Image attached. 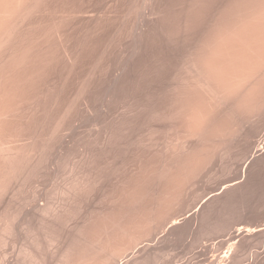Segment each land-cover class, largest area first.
Returning a JSON list of instances; mask_svg holds the SVG:
<instances>
[{
	"label": "bare ground",
	"instance_id": "1",
	"mask_svg": "<svg viewBox=\"0 0 264 264\" xmlns=\"http://www.w3.org/2000/svg\"><path fill=\"white\" fill-rule=\"evenodd\" d=\"M115 1L116 2L114 4L113 11L111 10L112 11L111 15H108V14H110V11L108 13V8H106L107 6L105 7V9L107 10L108 14L105 11H97V10L92 11L91 9L94 6L90 9L89 6L86 5L83 0L81 2L79 1L80 3H77V0H72V1H70V0H0V201H2V203H4L6 200V199L3 200L4 194H7V193L10 194L9 191L11 189V186L13 185L12 183H14L16 181L15 183L18 184L17 182L19 181V179H21L20 177L25 175L27 168L28 169L30 168L29 164H32V163H30V161L32 160L33 157H35L37 155V154H33L36 152V151H34L33 147H35L38 142L37 143L33 142V144H35V145L32 146V149H31L30 148L32 145L31 140H30V138H27L29 136H28V133L26 132V129L27 128H28V130L30 129V127L28 126L27 123H29V125H30L31 124L30 122L32 120L31 119L29 121V119H30L29 116L31 117V114H29V112L32 113L31 111L33 109H35V108L32 109V107H35L36 103L39 104V102H36V100L39 101L38 97L42 94L41 90L43 89L42 88L43 84L46 82V81L44 82V80L47 79L46 78L47 74H49L50 70H52V68H54V66L57 68V72L59 71L58 67H60L61 64L58 67L56 65H58V63H60L59 61L62 57H63L62 60L65 59L66 62L64 61L63 62L64 64H62L61 66L65 65L67 62L70 65L66 64L65 65L66 67L63 66L61 68V70L65 67V68L73 71L74 70L73 67L74 66L76 67V64H79V63H77L79 55L81 57L82 54H85L87 50L89 51L91 49V48L88 49V47H90V38H92V36L94 37L95 35H97V37H99V39L97 41V46L100 49H97V48L96 49L99 50V52L101 50V53L100 54L97 53L100 56L97 59L98 62L94 61V63H98V65L100 66L101 62L104 61V59H105L104 54L106 53V56H107L108 50H110L112 48L114 49L116 46H119L121 44L122 37H128L129 34L133 35L132 39H133V37H135V39H134L135 40V43H134L135 46L132 45L134 47V51H133V47H131V46L130 47L132 48V50H130L131 49L130 48L129 49L130 51H128L129 56H130L131 51H132L131 53H133V54H131V57H130L131 61H128V59L130 60V58H128L127 62L123 63L122 67L120 66L121 67L120 69H119V66L118 67L115 66L114 69L116 70L118 68L119 70H122L121 71L122 73L121 72L117 73L115 75L114 79L111 78V79H113L112 81L108 80V82L111 81L110 82L111 84L109 83L108 91H106V92H108L107 94L116 95L117 94L116 92H118V90L124 91L125 87L131 88L134 86L133 84L136 81L141 80V78L144 79L143 76L146 72V69H144V68H146L145 66H146V62H147V58H148V54H149L148 51L151 50V46H152L151 44H153L152 42L159 40L163 43L166 42L167 44L168 43L171 44L172 42H177L180 39L181 40L183 39L184 41H189V43L187 42L189 44V46H187L188 51L186 50L187 53L181 57L179 65L176 67V70H174L175 72H174V75L172 77L173 80H171V82H170V83H172V85L170 86L168 91L166 90L167 93L165 92L163 94V92H162V94L164 96H161V97H165V99L163 101V104L161 105L162 106L161 109L159 111H154L153 107L151 106L152 110L154 111V113L153 112L151 113V116L157 117V118L159 117L160 118L159 121L161 120L160 123H164V124L166 122L169 123V128H166V131H169L168 133H170V136H169V139H167V140L163 139V140H165V142H163V144L165 143V146H162L163 149L158 148L160 151L157 148H156L157 150L154 148L155 151H157V152L159 151L158 153H155L153 150L154 154L157 156H155L153 158L154 155L151 154L153 160L150 158L152 161H150L148 163H146L144 160V162L146 164H144V165L140 164V165H142L140 167V169H138V171H136V172L134 171V173L132 172V174H134V177H133V175L130 176L131 178L133 177V180L131 182L129 180V181H127V183L125 185L123 184L124 188L123 187L119 188V186L117 187V189H118L117 191H119V189L121 191L122 190L121 188H123L122 195L120 194L121 196L112 197L116 193V192H113L114 194H112L111 198H114L113 202H115V204L117 203L116 205H117V208H119V211H117L116 208L115 209L113 208L112 211L107 210V212L102 213L96 219L94 218L95 216L93 218L92 217L89 218V219H93V220L95 219V220L94 221L91 220L92 222L89 223L88 226L82 227V229H81V227H80L81 224H80L78 232L76 231L77 228H75V230H73V231H75L76 234L72 236L73 240L71 241V242H73V244L72 243L69 244V242H68V244L72 245V246L71 247L68 246V248L70 247V249L66 248L65 241L67 242V240L64 241V239H62L64 241L63 245L67 249V251L64 250V252L66 254L64 255V252H63V255L62 256L60 255L61 259L59 258V260H61V262L58 261V262H55L53 264H56V263L57 264L58 263L59 264H150L151 261H153L152 258H154V256H155V258H157V256H156L157 252H159V254H160V252H162V251H161V249H158V248H155L153 251V248L150 247V249H149V244H147V243L144 244V243L146 241H148V239L150 237H152L151 240L153 241V239L157 237V236L156 237L153 236V234H155V232H156L157 234H155V235H158V233L160 232V231L157 232L158 230H162V232H165V233L168 232L169 235L168 234L167 235L170 237L173 236V238L176 237L175 240H177V237L182 238L183 236H185L187 234V232L189 233L190 231H192L191 230L192 226H193L192 224L195 220L191 219L193 221L192 223H191V220H189L190 222L189 223L187 222L186 225L183 224L184 226L181 224V220H187V219L191 218L193 214H196V221H198L199 225H200L199 228H200V234L201 235L198 234V236L199 235H200V237L203 236V239L205 238L204 235L205 236L208 235L207 236L208 237L207 240H208V239H210L209 235L212 236L213 234H218V233L220 235V232H222V234H223V232L227 233V231H229V229L233 226V225L231 226V224H230L231 223L230 218L232 216H234V212L237 208V207L235 208L236 204H238V202L240 200H243L247 194H249L253 189H255V188L252 189L251 184H246L245 181H243L242 179L244 177L246 179V177L248 176L249 173L252 176H258L260 174L261 169L264 167V162H263V164H260V162H259L255 166H253L256 161H261L260 158L262 156H264V138H263L264 134H263V136L261 135L262 137L259 138L258 141L255 142V140H254V139H256L257 136H259L262 132H264V0H142L139 5L137 4V1H139V0H137V1L136 0H127V4L125 3L126 4V10L124 9L125 11L123 13H121V11H120V3H119L120 0H115ZM105 3H103L102 6H104ZM112 3H114V0ZM99 4H100V2H99ZM105 5H107V4H105ZM97 6L98 5H96V7ZM109 6H110V4L108 5V7ZM112 6H113V4H112ZM96 7L94 9H96ZM103 9H101V10H103ZM135 13L136 14L138 13L137 14L138 16L136 15V17H138V18L141 15L142 19L139 20L140 19L139 18V19H137V21H142V23H141L140 29L138 27L139 25L138 26L136 25L138 27V30L136 28V30L133 31L132 27H135V24H134V26L130 27L129 25H131V23L129 24L128 21H129L130 17H132V15L135 16ZM107 17H109L112 20L111 24L113 22L112 28L110 25L112 32L110 33L111 34L110 38L107 41H103L105 38L102 40L101 33L103 32V30H105L104 27H106V24L108 23L107 26H109V23H110L109 21L106 23ZM109 18H107V19H109ZM86 23H89V24L92 23L91 27H89L87 25L83 26ZM137 23H139V22H137ZM75 26H81L82 30H80L81 33L78 34V36H79L78 46L76 47L75 50H73L70 48L69 44H70V41H71V43L73 42L70 39L71 38L70 33H72V29ZM74 30H75V28H74ZM126 32H127V36H124ZM128 32H129V34H128ZM107 38H108V36H107ZM92 39H94V38H92ZM130 39H131V37H130ZM74 40H76V39H74ZM127 41H128V39H127ZM127 41H125V42H127ZM132 42H130V43H132ZM75 44L77 45V43H75ZM174 44L175 43H173L172 45H174ZM178 44H180V43H178ZM127 45H129V44L126 43V47H127ZM94 46H96V45H94ZM120 46H123V48H124V45H120ZM74 47H72V48H74ZM122 50L125 51L124 49H122ZM122 50H121V52L124 54V52ZM126 50H128V48ZM184 51H185V49H184ZM127 53H125V55ZM159 53H161V52H159ZM87 55H89V53ZM116 55H115V57H116ZM118 55H119V53H118ZM162 55H161V57H162ZM118 57H120V56H118ZM134 57H135V59L132 60ZM158 57H160V55ZM164 57H165V55H164ZM82 58H84V56H82ZM82 58H79V59H82ZM85 58H87V56H85ZM112 58H113V55H112ZM92 59H93V57H92ZM150 60H152V59H150ZM115 61H116V59L114 60V62ZM120 61H119V64H120ZM110 62H111V60H110ZM116 62H115V65H117ZM123 62H124V59H123ZM104 63L105 62H103V64ZM109 64H111V63H109ZM93 65L95 66V68H96V66H98L95 64H93ZM168 65L170 66V64H168ZM111 66H113V65H109L108 67H111ZM70 67H71V69H70ZM84 67L85 66H82V68H84ZM90 67H92V65ZM106 67H105V69H106ZM98 70L96 68L95 71L98 72ZM54 71H56V70H54ZM72 71L70 72L71 75L74 72V71L73 72ZM57 72H55V73L57 74ZM62 72H63V74L66 73V71H65V73H64V71H62ZM62 72L59 71L58 73H61V75H62ZM78 72H80V71H78ZM93 72H94V70L92 71L91 75L93 74ZM96 72H95V74H96ZM99 72H101V71H99ZM103 72L104 71H102V74H104ZM106 72H107V70H106ZM112 72H113V70H112ZM76 73L74 72V74H76ZM110 73H111V71H110ZM95 74H93V75H95ZM99 74H101V73H99ZM114 74H115V71H114ZM71 75H69L70 78H72ZM84 75H86V74H84ZM91 75H90V77H91ZM157 75H159V74H157ZM66 76L68 77V75H66ZM80 76H82V75H80ZM96 76H99V75H96ZM109 76H111V74ZM150 76H152V73ZM154 76H155V74H154ZM60 77L63 78V79H60V80H62L61 81V83H62L63 80L65 79V77H62V76H60ZM67 77H66V79H67ZM86 77H84L83 79H85ZM92 77H94V76H92ZM92 77H91V79H92ZM164 77H166V76H164ZM73 78H75V77L73 76ZM106 78H107V76L105 77V79ZM147 78H149V77H146V79ZM94 79H92V80L94 81ZM108 79H110V78H108ZM155 79H157V78H155ZM80 80L81 79L79 78V83H80ZM85 80L87 81V79H85ZM88 81H89V79H88ZM99 82H100V80H99ZM166 82H169V81L166 80ZM83 83H84V81H83ZM69 84H68V86H69ZM47 85H49V84H47ZM63 85L64 84H62L61 88L63 87ZM107 85L108 84H106L105 86L107 87ZM162 85H164V83ZM79 86H80V84H79ZM85 86H87V85L84 83L83 87L81 89L79 88L80 91L79 90L78 91H79L80 95L84 93V90L87 91ZM92 86H93V84H92ZM46 87H48V86H46ZM54 87H56V86H54ZM54 87H52V88H54ZM148 87H150V86H148ZM70 88L72 89L71 86H70ZM100 88L103 90L102 87H100ZM151 88H153V87H151ZM49 89H51V88H49ZM89 89H91V88H89ZM166 89H168V87ZM55 90H56V88H55ZM59 90H61V89L59 88ZM64 90L65 89H63L62 91H64ZM52 91L54 92V90H52ZM62 91H60V92L62 93ZM74 91H75V89H74ZM74 91H72V92L74 93ZM142 91H144V90H142ZM47 92H48V90H47ZM57 92H59V91H57ZM133 92H135V91H133ZM133 92L132 93L129 92V93L133 96V94H134ZM54 93H50V94L52 95ZM97 93L99 94L100 92H97ZM50 94H48V95L51 96ZM57 94H54V96ZM91 94H93V93H91ZM91 94L88 92V95H91ZM140 94H142V93H140ZM148 94H149V92H148ZM159 94H161V93L159 92ZM159 94H157V95H159ZM42 95L40 97H43ZM71 95H69V99H71V97H70ZM77 95L76 96L74 95V96L76 98L80 97V95L79 96H77ZM101 95H102V93H101ZM123 95H125V93ZM149 95H151V94H149ZM46 96L47 95H45V97ZM94 96H95V94H94ZM45 97H44V99H45ZM57 97H56V99H57ZM153 97H155V94H154V96H152V98ZM156 97H158V96H156ZM61 98H63V97H61ZM76 98H75V100H76L75 102H77ZM94 98L97 99L96 96ZM129 98H131V97H129ZM152 98H151V100H152ZM53 99L54 98H52V100ZM41 100L42 99H40V102H41ZM50 100L48 99V102H50ZM52 100H51V102H52ZM62 100H61V102H62ZM72 100H69V101L72 102ZM84 100L87 101V99H84ZM112 100H113V96H112ZM57 101H58V99L56 100V102ZM78 101H79V98H78ZM86 101H84V102H86ZM133 101H136V99L134 100V98H133ZM75 102L73 100L74 104H75ZM82 102H81V104H82ZM104 102H105V100H104ZM131 102L132 101H130V104H131ZM67 103H69V102H67ZM89 103H90V100H89ZM103 103H102V105H103ZM115 103H116V101H115ZM37 104H36V106H37ZM43 104L44 103L39 104V105H42L44 107ZM51 104H53V102ZM86 104H88V103L86 102ZM130 104H129V107H131ZM54 105H53V107L50 106L53 108V110L55 109ZM68 105H67V107H68ZM108 105H109V103H108ZM121 105H123V104H119V106H121ZM133 105H135V104H133ZM150 105H152V104H150ZM42 106H40V107L42 108ZM63 106H64V104H63ZM84 106H85V104L83 103V109L85 108ZM104 106H106V105H104ZM117 106H118V103H117ZM40 107H38V108L36 107L37 109L35 111H37ZM55 107H57V105H55ZM65 107H66V105H65ZM77 107H76V110H78ZM122 107H124V106H122ZM133 107L135 109V107L139 108L140 106L138 107L136 105ZM143 107L141 106L140 109H143ZM70 108L69 109L63 108V109L68 111V110H70ZM87 108H88V105H87ZM125 108H128V107L125 106ZM30 109H31V111H30ZM72 109H73V107H72ZM92 109L93 108H91V111H92ZM105 109H107V108H105ZM116 109H118V107ZM140 109H137V111L138 110L139 111L137 113L135 111V113L138 114L140 112ZM145 109L148 110V108H145ZM125 110L127 111V109H125ZM128 110H130V108ZM147 110H145L146 112H144V109L142 111L144 113H147ZM149 110H151V109H149ZM155 110H158V109H155ZM39 111H40V109H39ZM67 111L65 113L63 112V114L66 116L67 115L69 116L70 113H69V111L67 113ZM73 111H75V109ZM89 111L90 110H88V112ZM107 111H108V109H107ZM110 111H112V109ZM50 112H53V111L51 110ZM54 112L52 114H54ZM121 112L119 111V113H121ZM127 112L129 113V111H127ZM127 112H126V115H128ZM33 113H32V115H33ZM48 113L49 112L47 110L46 114L48 115ZM135 113H134V110H132L131 114H135ZM140 113H139V116H140ZM39 114L40 113H38V116H39ZM46 114H44V115L46 116ZM109 114H111V113L109 112ZM141 114H143V113H141ZM50 115H48V116H50ZM123 115H125V114H123ZM149 115H150V112H149ZM38 116H35V117H38ZM74 116H75V112H74ZM116 116H118V114H116ZM62 117H65V116L62 115ZM71 117H72V115H71ZM86 117H87V115H86ZM134 117H137V116H134ZM153 117H151L150 122H152ZM46 118H47V116H46ZM68 118L70 119V117H68ZM126 118L128 119V117H126ZM61 119L65 123V119H67V117H65L64 119L63 118H61ZM88 119H89V117L87 118V122H88ZM105 119H106V117H105ZM112 119H113V116H112ZM130 119H132V118H130ZM37 120H38V118H36V122H37ZM47 120L45 119V122ZM70 120H72V119H70ZM95 120H96V118H95ZM98 120L99 119H97L96 123H98ZM132 120H134V118ZM137 120H139V118ZM162 120L165 122H162ZM42 121H43V118H42ZM105 121L107 123V120H105ZM136 121H133V122H136ZM148 121H149V119H148ZM49 122H50V120H49ZM49 122H46L47 125ZM63 122H61V123H63ZM69 122H71V121H69ZM90 122H93V121H90ZM123 122H124V120H123ZM133 122H131V123H133ZM38 123H41V122L39 121ZM57 123L58 124L55 123L56 125L52 131V136L50 134L51 141H52V138L53 139L56 138L58 130L62 129L61 126H63V124H64L63 123L60 126L61 123L59 122V118H58ZM126 123H128V122H126ZM155 123H156V119L154 121V125H155ZM33 124H35V123H33ZM37 124H36V126H37ZM52 124H51V126L49 125L51 128L53 126ZM121 124H122V122H121ZM123 124H125V123H123ZM135 124H133L134 127H135ZM138 124L141 125L140 123H138ZM145 124H147V123H145ZM157 124H158V122H157ZM44 125H45V123L42 122V124L39 127H41V129H43ZM66 125H67V123H66ZM68 125H71V124L69 123ZM105 125H107V124H105ZM117 125H118V123H117ZM127 125H130V123ZM49 126L48 127L46 126L47 127V130H46L47 133H46L45 139H47L48 138L47 135H49L48 134V130H50ZM109 126H110V124H109ZM113 126H114V124H113ZM123 126L124 125H122V128H123ZM125 126H126V124H125ZM141 126H140V128H142ZM116 127L117 126H114L113 128L115 129ZM119 127L120 126L118 125V128ZM166 127H168V126H166ZM107 128H108V126H107ZM126 128H128V126ZM160 128L162 129V126ZM36 129L37 128L35 127L34 132L37 131ZM95 129H96V127H95ZM104 129H105V127H104ZM147 129H148V127H147ZM152 129L160 130L158 128H153V127L151 128V130ZM110 130L115 131L116 129L115 130L110 129ZM110 130H109V132L112 133ZM124 130H125V128H124ZM145 130H146V128H145ZM151 130H149V131L147 130L148 131L147 135H148V133H150ZM29 131L32 133V134L29 133L30 137H31V135H33L34 138H35V135H36V138L39 136L38 131H37V134H36V132L33 133V131H31V130H29ZM43 131H42V134H43ZM153 131L154 130H152L151 133ZM160 131L158 132L159 134H160ZM66 132H65V134H66ZM95 132H97V131H95ZM121 132L124 133L123 130ZM129 132H130V130H129ZM155 132H157V131H155ZM164 132L162 133V135H164ZM125 133H126V130H125ZM131 133L134 134L135 131L134 132L132 131ZM137 133H138V131H137ZM154 133H152L151 135H153ZM158 133H156L157 136H158ZM91 134L92 133H90L89 136H91ZM105 135H107V137H108L109 133L105 134ZM111 135L112 134H110V136ZM125 135H127V134H125ZM139 135L140 136L143 135V137H144V133L139 134ZM167 135H169V134H167ZM110 136H109V138H111ZM140 136H139V138H140ZM157 136L156 137L154 136V138H157ZM164 136L166 137V134ZM42 137L40 139H42ZM94 137H96V136H94ZM116 137H115V140H116ZM120 137H122V136H120ZM124 137L125 136H123V138ZM130 137H132V136L130 135ZM146 137L150 138L151 141H152V139L156 140L153 137H149V136H146ZM34 138L33 139L31 138L32 141L34 140ZM76 138H78V137H76ZM79 138L77 139L78 141L81 139V138L80 139ZM83 138H84V136H83ZM86 138L87 137L85 136L84 139H86ZM102 138H104V137H102ZM161 138L162 137H160L159 139H161ZM27 139L30 140L31 144L27 143V142H29V141H27ZM96 139L93 138L92 140H96ZM126 139H127V137H126ZM37 140L39 141V138H37ZM59 140H60V138H59ZM83 140H81V141H83ZM148 140H147V142L150 141V140L149 141ZM44 141L46 142L47 140H44ZM44 141H42V143ZM63 141H65V140H63ZM90 141H91V139H90ZM110 141L111 140H109V143L107 142L109 145L111 144ZM122 141H120V142H122ZM144 141H146V140H144ZM35 142H36V140H35ZM48 142H50V139ZM71 142H72V139H71ZM132 142L134 143V139ZM136 142H139V141L137 140ZM155 142H157V140L152 141L151 143H153L155 145L156 144ZM158 142L159 143H157V145H155V146L153 144L152 145L154 147H156V146L160 147V145L162 143L160 144L161 141H158ZM53 143L54 142H52L51 146L53 145ZM93 143H94V141H93ZM100 143H99V145L101 147L102 146H109L108 144L101 145V144H103V142L101 144ZM122 143H124V142H122ZM40 144H39V146H40ZM140 144H142V143H139L138 145H140ZM158 144H160V145H158ZM42 145H44V144H42ZM49 145L50 144H48V147H50ZM61 145L64 146L62 142L60 143V145L58 143V147H61ZM90 145H92V147L90 146V148H92V149L96 148V147L98 149L100 148V146L97 145V141H96L97 146L95 145L96 147L93 146V144H90ZM111 145H115V144H111ZM111 145H110V147H111ZM119 145L120 144H118V146ZM138 145H136V146H138ZM46 146L42 149V150L45 149L44 153L47 149ZM71 146H73V145L71 144ZM77 146L75 147L76 149H77ZM84 146H87L86 143ZM84 146L82 147L83 148L82 150L86 149V147L84 148ZM143 146L145 147L146 145H143ZM149 146H150V143L148 144V147ZM67 147H68V145H67ZM121 147H122V145H121ZM132 147H134V146H132ZM232 147H237L239 149L241 148L243 150V152L241 151L242 152L241 153L242 159H246V161L243 160L246 162V163L244 162L245 166L243 167V170H242L243 176H241L239 174L240 177H238L236 179L227 181L225 183L222 181L223 184H220L221 186L220 187L218 186V188L216 190L214 189L209 194L207 193L208 194L207 196H205L206 194L205 195L203 194L202 195L203 198L201 200H198L199 201L198 203H196L197 201L194 203L195 200H193L192 202L194 204H197V205L196 206L194 205V207H192V209L191 208L188 209V207H187V209L186 208L183 209L182 208L183 205H182L181 206L182 211L181 210L179 211L178 209L176 211L175 207L178 208V206L180 205L179 203H181V202L184 203V199L188 198V197L187 198H185V197H186V195H188V193H187V191L189 192L188 189L191 186H192L191 189L193 188V184H191V183H194V185L196 184L195 179L202 172H203L202 174H204L205 169L207 172V168L210 167L209 164H211V162H213L212 161L213 159L223 158L224 155L225 156L228 155L230 158L229 154H231ZM41 148L42 147L40 146V149ZM78 148H79V146H78ZM108 148L109 147H107V149H106V147H105L106 150H108ZM129 148H130V145H129ZM137 148H139V147H137ZM149 148H151V147H149ZM38 149H39V147H38ZM51 149H52V147H51ZM58 149L59 150H57V151L59 152L61 149L60 148H58ZM71 149H74V148L72 147ZM135 149H136V147H135ZM99 150H101V148ZM126 150H124V151H126ZM147 150H149V153H151L150 149H147ZM62 151H64V149H62ZM72 151H74V153H75V150H72ZM95 151L96 150H94V152ZM146 151H144V152H146ZM54 152H56V151H54ZM58 152H56V153H58ZM86 152H87V156H88V153H90V151L89 152L86 151ZM86 152H85V154H86ZM136 152L135 153L138 155L139 152L138 151H136ZM142 152L140 151V153H142ZM60 153H61V151L58 154H60ZM64 153H66V152H64ZM80 153H81V151H80ZM98 153H100V151ZM238 153H240V152L238 151L237 154ZM248 153H251V155L249 157L247 156V155H249ZM39 154H41L40 156H42V158L39 155L38 156L43 162V155H45V154H43L42 152ZM69 154H71V153H68L67 155H69ZM77 154L79 156H81V154L77 153V151H76L75 155H77ZM233 154H231V156ZM78 155H77V157H78ZM119 155L122 156L121 154H119ZM38 156H36V158ZM47 156H48V154H47ZM147 156H149V155H146V156L143 155V158L145 159V157H147ZM246 156L248 158H245ZM51 157L54 160V162L51 161V163L52 162L56 163L58 161H61V159L60 160L56 159L58 157V155L55 156V158H53L54 156H51ZM61 157H63V156H61ZM96 157H99V156H96ZM123 157H125V156H123ZM149 157H151V156H149ZM240 157L241 156H239L238 161H240V159H241ZM48 158H49V156H48ZM48 158H46L47 159L46 162L51 159V158L50 159H48ZM67 158L69 160H71V162H73L72 159L74 158V155H72V159L70 158V156ZM75 158H76V156H75ZM82 158H83V155L81 156V159ZM85 158L88 160L87 157H85ZM133 158H138V157L135 156ZM40 159H39L40 162L38 161L39 164L41 163ZM55 159H56V162H55ZM81 159L79 158L80 163H81ZM139 159L140 158L135 159V160H139ZM150 159L148 158V160H150ZM235 159L237 160V158H235ZM64 160L67 161L66 157ZM77 160L78 159H76V162L74 160V162H75L74 164H77ZM107 160H108V158H107ZM220 160H221L220 163L225 161V160L222 161V159H220ZM66 161H65V163H66ZM140 161H139V163H140ZM228 161H227V163H228ZM31 162L34 163V160H32ZM35 162L37 164L36 167L40 166L41 173L38 172V174H41V176H42L43 175L42 172L44 171L42 169L43 167L41 166L42 163L39 165L37 163V161H35ZM79 162H78V164H79ZM84 162L85 161H83L82 165H84V164L86 165L87 161L85 163ZM122 162H123V160H122ZM129 162H127V163L129 164ZM217 162H219V159ZM241 162H242V160L240 161V165L243 163V162L242 163ZM110 163H108V165H110ZM134 163H137V162L135 161ZM139 163H137L138 167H139ZM46 164H49V161ZM56 164H55V166L53 164H51L53 169H55V170L59 168L58 166H57L58 168H56ZM58 164H60V163H58ZM67 164H69V165H66V168H67L66 169L65 164L63 163V165H64L63 167L65 168L64 173L66 170L68 172V173L66 172L67 174L63 175L64 178L61 177L63 172L60 173L61 176L59 174L58 175L60 176V179L68 178V180L70 181V179H69L70 174H69L67 166L70 167L73 163L70 165V163H68V161H67ZM27 165L29 167H27ZM51 165H47V168L50 167ZM82 165H77L76 167H79ZM95 165L97 166L99 164L98 163L96 164V162H94V166ZM33 166H34V164H33ZM45 166L46 165L44 164V168H45ZM59 166L61 167V165H59ZM72 166H71V170L73 173V172H75L76 167L74 170V168L72 169ZM121 166L123 167V165H121ZM121 166H119V167H121ZM220 166L218 168H221ZM227 166H229V164ZM227 166H225V168ZM233 166L231 165L230 168L232 167V169H233ZM97 167L100 169L102 166H100V167L97 166ZM133 167H134V165H133ZM47 168L45 169V171L49 170V168L48 169ZM62 168H61V170H62ZM90 168H92V167H90ZM90 168H89V170H90ZM108 168H109V166H108ZM110 168H113V167H110ZM125 168H127V167H125ZM36 169L39 170L38 168H36ZM132 169L136 170L135 167ZM211 169H212V167H211ZM37 170L31 169L30 176H29V178L27 177L29 181H30V178H33V177H34L33 178L34 180L35 179L38 180L37 179L38 174L36 173ZM55 170L51 169L49 171L53 172ZM69 170H70V168H69ZM105 170L103 169V171H105ZM123 170L125 171V169H123ZM127 170H126V172H127ZM209 170L210 169H208V173H209ZM231 170H229V171L225 170V172H223V173L226 174V171H228V173L230 174ZM24 171H25V173H24ZM56 171L58 173V170H56ZM77 171L79 173L81 172L79 170H77ZM103 171H101V172H103ZM111 171L112 170H110V172ZM131 171L132 170H130V172ZM221 171H224V169ZM235 171L232 170L233 174ZM238 171L240 173V170H238ZM29 172H30V170L28 171V174L26 173L27 175H25V176H28ZM33 172L37 175L33 174L34 175L33 176L32 175ZM59 172H61V171H59ZM118 172H119V168H118ZM126 172H124V173H126ZM129 173H127V174L129 175ZM208 173H207V175H208ZM68 174H69V176L67 177ZM81 174L82 173H80L78 175L71 174V181L74 183V182H76L75 180L78 179L79 181L77 180V182H81L79 179V175H81ZM92 174H94V173H91V176H92ZM113 174H114V172H113ZM212 174H216V173H212ZM263 174H264V172H263ZM53 175H54V177H53ZM53 175H52V178H54V181L51 179V181H48V182H51V184H52V181H53L54 183L55 182L61 183V185H62V180L58 179V180H60V182H58V180H55L56 174L54 172H53ZM85 175L87 176V174H85ZM104 175H103V177H104ZM221 175H222V172H221ZM237 175H236V177H237ZM251 175H250V178H251ZM72 176H73V178H72ZM74 176H75V178H76V176L78 178L74 179ZM83 176H84V174H83ZM83 176H82V178L84 180V183L86 181H87V183L91 182V181H88L87 180L88 178L84 176L85 178H87L85 181V178ZM111 176H110V178H111ZM212 176H214V175H212ZM224 176H226V175H224ZM263 176H262V178H263ZM92 177H94V179H96V182L100 178H101L100 181L102 180V177H99V176H98L99 178L98 177L95 178V175ZM92 177L91 178L89 177V179L93 180ZM124 177H125V174H124ZM127 177H125V178H127ZM202 177H204V176L202 175ZM202 177H200V178H202ZM258 177H261V176H258ZM49 178H50V175H49ZM218 178H219V176L217 177V179ZM223 178H219V181H220V179L223 180ZM225 178L230 179L228 177V174ZM231 178H234V175ZM33 179H31V181H33ZM103 179H105V178H103ZM128 179H129V177L127 178V180ZM36 180H35V182L34 181L30 182V183H32V189H34L36 187V185L34 186L33 183H38V181H36ZM39 180H40V176H39ZM65 180L66 181L63 180L64 184H65V182H68L67 179H65ZM114 180H115V178H114ZM124 180L126 182V179H124ZM197 180H200V182H201V179H197ZM197 180H196V182H197ZM261 180L259 179V181H261ZM23 181H25V180L23 179ZM23 181H22L23 185H21V183H19L20 186H22V187H24V185H25L23 183ZM71 181H70L71 185H69V183H66V186L69 185V187H66L63 184L66 188L62 191L60 190V192H59V187L56 188L53 185L54 183L52 184L54 186V188H56V190L59 192V195L61 192H64V193L66 192L67 195H65L63 193V197H61V195H62V193H61V195H60L61 198L65 197L67 199L68 195H69L68 197H70V195H72L71 192L72 193L73 192L74 193L75 192L76 193L81 192L80 195L83 196V194H84V193H82L83 190L81 189L82 191H79V189L84 187L85 185L83 184L84 186L82 185L78 189V184L80 185V183H76L73 186ZM206 181H208V179ZM210 181L211 180H209V182ZM252 181H253V179H252ZM112 183L114 184V181ZM81 184H82V182H81ZM95 184H99V183H95ZM95 184H94V186H95ZM119 184H121V183H119ZM190 184H191V186H189ZM211 184H212V182H211ZM28 185H29V183L27 181V186ZM90 185H87L89 187L85 186L86 188L84 187V190L91 188ZM110 185H111V183H110ZM199 185H201V184H199ZM16 186H18V185H16ZM20 186H19V188H21ZM56 186H57V184H56ZM64 186H62V187L64 188ZM71 186H72V188H70ZM91 186H93V185H91ZM201 186L203 187L205 185H201ZM12 187L13 188L11 189V193L13 190V195H11V196L9 195L10 197L15 196L14 192L16 190L21 191V190H19V188L15 190L14 185ZM52 187H50L47 190L50 191V189H52ZM62 187L60 186V188H62ZM196 187H198V184H197V186L196 185L194 186L195 190L198 189ZM211 187H214V186L212 185ZM67 188H69V189H67ZM256 188H257V186H256ZM66 189L68 190V193L70 192L69 194L67 193ZM193 189H192V191H193ZM35 190L33 192H35ZM56 190L53 189L52 191L57 194ZM109 190H110V188H109ZM111 190H112V188H111ZM49 191L46 193H49ZM89 191H91V189H89ZM200 191H202V190H200ZM27 192H28V190H27ZM190 192H191V190H190ZM30 193H31V191H30ZM86 193H90V192H86ZM107 193H109V192H107ZM110 193H111V191H110ZM118 193L119 192H117V194ZM261 193H263V192H261ZM33 194H36V195L33 196L34 198L32 200H30L32 198V196L29 195V196H31V198H29L30 201L28 200L27 202H24L23 197H22V200H21L22 202L21 201H19V202L22 204H24V203L28 204L31 201H33L34 199L38 200V196L40 194L38 195L37 191ZM56 194L53 193V195L56 196L55 199L58 198L57 201H59V197L57 196L58 194L57 195ZM200 194H202V193H200ZM44 195L47 196L48 194H43V195H40L39 197L44 196ZM49 195H52V194H49ZM73 195H74V197L77 196L75 194H73ZM72 196H71V198H69L70 201L72 199ZM195 196L199 197V195H196V194H195ZM253 196H254V194H253ZM5 197H7V195H5ZM52 197L51 196L49 197V198H51V200H49V201H52L54 199V197H53V199H52ZM74 197H73V199H74ZM84 197H85V194H84ZM108 197H110V196H108ZM17 198H18V200L21 199L20 197H17ZM249 198H247V199L249 200ZM102 199H104V197H102ZM107 199H109V198H107ZM107 199H105V201ZM190 199H189V201H190ZM250 199L252 200L254 198L252 197ZM260 199H261V197H260ZM15 200H17V199L15 198L12 200L13 203ZM25 200H26V198H25ZM74 200H76V199H74ZM74 200H72V201H74ZM49 201H46V203H42V206L40 205L41 207L37 206V204H36L35 206H37V207L34 208L35 210L32 209V210H34L32 217L37 220V221L35 220V222H37V225L36 224L32 225L33 223L31 222V226L28 228V231H27L26 229H27V227H28L27 225L29 223L24 224L27 227L26 228L23 227V229H25L28 233L25 231H23V232L27 233L28 235L24 234L25 236H27V238H25V236H24L23 241L26 239L28 241L30 238V237L28 238L29 235L31 236V241H32L31 243H28L26 247L24 246L25 243H22L21 240H19V239H22V238H20V236H17L19 238H14L12 236V234H10V233H14V232H16V235L22 234V231L19 233L18 232L19 230L16 231V228L14 229V227H15V224L17 225L19 222H21L22 219L20 220V218H22V216L23 217H26V216H24L22 214H20V216H19L18 213L21 211H20V208H18L19 206L16 203V201H15V203L17 205L15 204L16 206L15 205L14 206L17 207L16 209H19V211H17L18 215L16 214V209L12 208L13 205L11 207L9 206L10 205L9 201H8L9 205L6 204L7 207L4 205L5 208H7V210L3 208L6 211L5 212L2 211L3 214L0 215V246L1 247L3 245L7 246V245H9L8 242H10V243L12 242L11 244H15L14 243L15 240L9 241V239H11L10 235L14 239H17L21 242L20 243L21 244L20 247L22 246L21 248H23V246H24V249L20 250V252L18 249L19 257L16 256L17 258H14L15 259L14 262L12 261L13 263H8V264H45V263L48 264L49 261L48 262L45 261L48 259V258L46 259V256L48 255L47 254L48 251H47V253H44L42 250H40V249H42V248H40L42 246V244H41L42 240H40V238L41 239L45 238V237H43L45 235L42 236V234L46 233L47 237L45 240L48 241V239H50V238L51 239L49 241L56 240V238H58V237L55 238L54 236L50 235V233L52 232V231L50 232V230H54V231L56 230V232H54V231L52 232L53 235L56 236L58 234L57 230L60 231L61 229L59 230V228L58 229H52V228L57 227L58 224L61 227L64 226L63 224L65 222H64V220H61V218L63 219V217H65L68 214V212L65 213L66 215L62 214L63 212L60 213L61 208L62 209L65 208V210H66V206L65 207H63V206L59 207L60 204L58 206L57 205L58 202L55 205V209L52 210L54 208V205L49 203ZM60 201L64 202L65 200L60 199ZM77 201H78V199H77ZM77 201H75L76 205H73V206L77 207V205H78L76 203ZM260 201H262V200H260ZM10 202H11V200H10ZM34 202H35V200L33 201V203ZM66 203L68 204V202H66ZM66 203H62V204L66 205ZM107 203L108 202H106V205H107ZM183 203H181V204H183ZM187 203H188V201H187ZM187 203H185L186 206H187ZM11 204H12V202H11ZM44 204H47V205L45 206ZM71 204H73V202H71L69 204V206L67 205V208L68 207L70 208ZM99 204H100V202H99ZM99 204H97V205L99 206ZM109 204H110V202H109ZM111 204H113V203H111ZM28 205H24L23 207H25V206L28 207ZM101 205H103V204H101ZM260 205L262 206V204H260ZM0 206H1V202H0ZM125 206L129 207V209L132 211V213H131V211L129 210L130 213L128 212V214H130V215H126L127 213L125 214L122 212L123 210H125V212H126L127 209H123L121 211V207L124 208ZM190 206H191V204H190ZM242 206H243V204H242ZM56 207L60 208V210H58V208H57V210H58L57 213H56V211H57ZM100 207H102V206H100ZM109 207H110V205H109ZM114 207H116V206H114ZM241 208H240V211H241ZM249 208L250 207H248V209ZM29 210H31V209H29ZM247 211H249V210H247ZM258 211H259V209H258ZM2 212H0V213H2ZM24 212H25V210H24ZM52 212H54V213L52 214ZM95 212L97 213V211H95ZM100 212H102V211H100ZM173 212H175V213H173ZM22 213H23V211H22ZM29 213H30V211H29ZM50 213L53 215V217H50V216H52ZM98 213H99V211H98ZM241 213L242 212H240V214ZM54 214L60 215V216H58V219H60V221L56 218L57 223L59 221V223L56 226L54 225L56 223V222L54 223V221H55L54 216L57 217V215H54ZM61 214H62V216H61ZM243 214H244V212H243ZM261 214L262 213H260V215ZM251 215L252 214H250V216ZM68 216H66L64 219H67ZM70 216H71V218H73L71 213H70ZM27 217H29V214L27 215ZM51 218H52V220H51ZM69 219L65 220L66 223L70 222ZM89 219H88V221H89ZM231 219H234V218H231ZM237 219L240 220L239 218H237ZM15 220L19 221V222L17 223ZM244 220L242 219L241 221H244ZM25 221H28V218L25 219ZM71 221H72V219H71ZM82 221H84V220H81V223H82ZM60 222H63V224H61ZM66 223H65V225H66ZM185 223H186V221H185ZM238 224H239V222H238ZM240 224H241V222H240ZM19 225H20V223H19ZM59 225H58V227H60ZM67 225H66L67 227L64 226L66 229L69 227L70 223ZM72 225H71L70 229L72 228ZM82 225H84V223H82ZM244 225H245V222H244ZM20 226H23V225H20ZM20 226H17V227H20ZM249 226H252V225H248L247 227L241 226L242 228L236 227L237 229L236 230L234 229L235 230L234 233L232 231L233 229L231 228L232 229L231 235L234 237L232 238L230 235V238H232L233 242H234V240H233L234 238L236 240L235 241L236 243H234L235 246L233 245V243H231V244L233 245L232 246L233 248L237 247V249L235 248V250H233L234 252H236L237 255L234 254V252L233 253L231 252L232 254H230V255L234 254V256H228L229 258L227 257V259L223 258L225 261L221 260L222 262L219 260V264H242L243 262L246 261L245 260L246 257L244 258L242 256L241 251L243 250L244 246H246L245 244H247L249 242V240H251V241H252V239L254 240L253 237H256V234L258 233L257 230H260L259 225L257 226L258 229L256 228L257 230L253 229L254 227L250 228ZM253 226H255V225H253ZM75 227H78V225ZM73 229H74V226H73ZM21 230H22V228H21ZM67 230H69V229H67ZM261 231H263L262 228H261ZM66 232L68 233V231H66ZM48 233L50 236L54 237L55 239H52V237L48 236ZM260 233L261 232L259 231V234ZM160 234H159V236H160ZM259 234L257 235V239H258V236L260 237L262 235V234L261 235H259ZM16 235L14 233V236H16ZM60 235H62V233L59 234L58 236H60ZM223 235H225V233ZM8 236H9V239H7ZM21 236L23 237V235H21ZM214 236H215L214 237V240H215V238L217 236L216 235H214ZM165 237H166V235H165ZM60 238H62V236ZM60 238H58V241L60 240ZM197 238L195 239V241L197 240L198 242L200 241V243H201V240H203V239L201 238V240H200ZM257 239H255L254 241H256ZM62 240H60V241L62 242ZM164 240H165V238L163 239V242H164ZM183 241H185V239ZM218 241H219V239H218ZM15 242H17V241H15ZM61 242H58V243L61 244ZM198 242H195V244H197ZM52 243L53 244H51L50 242L48 243L49 245H52V248L50 247V249H53L54 245H55L54 247L56 248L57 241L56 242L54 241ZM54 243H56V244H54ZM200 243L198 244L199 246L202 245V243L201 244ZM216 243L217 242H215V244ZM260 243H262L261 245L264 246L263 241L262 240L260 241V238H259L258 244L260 245ZM142 244H144V245L141 246ZM183 244H185V243H183ZM191 244H192V242H191ZM222 244L223 243H221V248L223 249L224 246L222 247ZM258 244L255 243V245H258ZM63 245H62V247H63ZM165 245H167V244H165ZM174 245H175V243H174ZM6 246L5 247L3 246L2 248L0 247V250L6 248ZM43 246H45V245H43ZM46 246H48V245L46 244ZM46 246H45V248H46ZM217 246H219V248H217L216 250L219 251L220 245H217ZM60 247H61V245L59 246V249H60ZM155 247H158V246H155ZM193 247L197 248V245H195ZM139 248H140V251L142 253L140 252L141 253L140 255L139 254L134 255V253H137ZM43 249H44V247H43ZM168 249H170V248H168ZM192 249H194V248H192ZM208 249H206V251ZM61 250H63V249H61ZM171 250H172V248H171ZM39 251H42V253H44V254H40ZM49 251L51 252L52 250H49ZM56 251H58V250L57 249L54 250V252L58 255V252H56ZM188 251H189V249H188ZM0 252H2V251H0ZM45 252H46V250H45ZM189 252H187V253H189ZM175 253L177 254V252H175ZM210 253H211V251H210ZM215 253H218V252H215ZM221 253H218V254H221ZM3 254L5 255L4 252H3ZM45 254H46V256L44 258ZM56 254L53 255L51 252V255H53L54 258L56 256ZM41 255L44 258L45 263L43 261H41V259L43 260V258H41ZM256 255H258L257 251L254 252V250H253L250 253H248L247 258H248V260H250L249 257L254 258ZM3 256L1 257V261H3L2 260L4 258ZM206 256H208V255L206 254ZM49 257H50V255H49ZM52 257L49 259H53ZM159 257L161 258V254ZM160 258H157V259L159 260ZM162 258H161V261H162V264H164L163 262L166 260L163 261ZM126 259H128V260L125 263L124 260H126ZM157 259H155V260H157ZM202 259H200V260H202ZM217 259H216V261H217ZM55 260L57 261L58 259H55ZM51 261L52 260H50V264H51ZM157 261H156V263H158ZM168 261H170V260H168ZM153 262H152V264H153ZM156 263H154V264H156ZM208 264H215V260L210 261Z\"/></svg>",
	"mask_w": 264,
	"mask_h": 264
},
{
	"label": "rangeland",
	"instance_id": "2",
	"mask_svg": "<svg viewBox=\"0 0 264 264\" xmlns=\"http://www.w3.org/2000/svg\"><path fill=\"white\" fill-rule=\"evenodd\" d=\"M70 1H72V0H70ZM82 1V0H77V3H80V2ZM84 2H85V4L86 5H88L89 6V8L91 9L93 6V8L91 9L92 11H105L106 13H107V10L105 9V7L106 8H108V13H109V11H110V14H108V15H111V12L113 11V7H114V4H115V0H114V3H112L113 2V0H83ZM90 1V2H89ZM108 1V2H107ZM137 1V0H136ZM141 1L142 0H139V1H137V4L139 5L140 3H141ZM99 2H100V4H99ZM105 3V4H107V5H105L104 4V6H102L103 5V3ZM97 3V4H96ZM120 11H121V13H123L125 10H126V4H127V0H120ZM126 3V4H125ZM110 4V6L108 7V5ZM112 4H113V6H112ZM96 5H98L97 7H96ZM101 5V6H100ZM96 7V9H94ZM101 7V8H100ZM125 7V8H124ZM99 8V9H98ZM104 8V9H103ZM101 9H103V10H101ZM125 9V10H124ZM112 10V11H111ZM140 13V12H139ZM142 13V12H141ZM138 14V13H137ZM136 13H135V16L134 15H132V17H130V19H129V21H128V23L130 24L131 23V25H129L130 27L131 26H134V24H135V27H132V29H133V31H135L136 30V28H137V30H138V27H139V29L141 28V23H142V21H137V19H139V20H141L142 19V17H141V15L139 16V18L138 17H136V15H137ZM138 16V15H137ZM135 17V18H134ZM107 18H109V17H107ZM106 18V23L109 21L110 23H109V26H107V24H106V27H104V29L105 30H103V32L101 33V38H102V40L103 41H107L109 38H110V33L112 32V25H113V22H112V24H111V19L109 18V19H107ZM136 21V22H135ZM137 22H139V23H137ZM89 26V27H91V25H92V23H86L85 25H83V26ZM110 25H111V28H110ZM138 27H137V26ZM79 27V28H78ZM108 27V28H107ZM74 28H75V30H74ZM73 29H72V33H70V39L73 41L72 43H71V41H70V44H69V46H70V48L71 49H73V50H75L76 49V47L78 46V43H79V36H78V34L79 33H81V31L80 30H82L81 28V26H75ZM110 28V29H109ZM106 32V33H105ZM109 32V33H108ZM128 34H129V32H128ZM77 35V36H76ZM107 36H108V38H107ZM124 36H127V32L125 33V35ZM132 36L133 35H131V34H129L128 35V37H122V39H121V44L120 45H124V48H123V46H116L113 50L112 49H110V50H108L107 51V56H106V53L104 54V56H105V59H104V61H102L101 62V65L99 66L98 65V63H94V61L95 62H98V57L100 56L99 54L101 53V50H100V52H99V50H97V49H100L98 46H97V41H98V39H99V37H97V35H95L94 37L92 36V38H94V39H92V38H90V47H88V49L89 48H91L89 51L87 50L86 51V53L85 54H82L81 55V57H80V55H79V57H78V60H77V63H79V64H76V69L73 67V71L76 73V74H74V72L72 71V70H69V69H67V68H65L66 66V64H69L68 62L65 64V65H63V66H65L62 70H61V68L63 67V66H61L62 64H64L63 62L65 61L66 62V60L64 59V60H62V58L60 59V63H58V65H56L57 67L60 65V67H58V70L60 71V72H62V71H64V73H65V71H66V73L65 74H63V72H62V75H61V73H58L57 72V68L54 66V68H52V70H50V72H49V74H47V76H46V78L47 79H45L44 80V82L46 83H44L43 84V89L41 90L42 91V96L43 97H38V99H39V101L38 100H36V102H39V104H42V103H44L43 105H44V107L42 106V105H39V104H37V106H36V104H35V107H32V109L33 108H35V109H33L32 111H31V109H30V111L33 113L38 107H40V106H42V108L40 107L39 109H40V111H39V109L37 110V111H35L34 113H33V115H32V113H30L29 112V114H31V117L29 116V121L31 120V124L29 125V123H27L28 124V126L30 127V129L29 130H31V131H33V133H35L36 132V134H37V131H38V137L37 138H39V141L37 140V138H36V135H35V138H34V136L33 135H31V137H30V134H32L29 130H28V128L26 129V132L28 133V136L29 137H27V138H30V140H31V143H32V145H31V149H32V146H34L35 144H33V142L34 143H37V145L35 146V147H33L34 148V151H36L35 153H33V154H37L36 156H40L41 154H39V153H43V154H45V155H43V162L45 161L46 162V158H48V156H49V158L48 159H50V160H48L49 161V164H46L45 162L43 163L42 162V160L39 158V156L36 158V156L35 157H33L32 158V160H34V163L33 162H31L30 161V163H32V164H29L30 165V168L28 169L27 167H29L28 165H27V171H26V173L28 174V171L30 170V172H29V175L28 176H25V175H27L26 173H25V171H24V173H25V175H23V176H21L20 178L21 179H19V181L17 182L18 184H16L15 182L14 183H12L13 185H14V187H15V190L16 189H18L19 188V186H20V184L19 183H21V185H23L22 184V181H23V179L25 180V181H23V183L25 184L24 185V187H22V186H20L21 188H19V190H21V191H18V190H14L15 192V196H12V197H10L11 195H13V190H12V193H11V189L13 188L12 186H11V189H10V194L9 193H7V194H4V199L3 200H5V202L4 203H2V201H0L1 202V206H0V212H5L6 210H7V208H5V206L7 207V205H9L10 207L12 206V208H17V207H15L17 204H18V208H20V211L21 212H19L18 214H19V216H20V214H22V215H24V216H26V217H23L22 216V218H20V220H21V222H19V221H16L17 223L19 222L20 223V225H23V226H20L19 225V223L16 225L15 224V227H14V229L16 228V231L17 230H19L18 232L20 233L21 231H22V234H20V235H16V232H14L15 233V235L16 236H14V233H10V234H12V236L14 237V238H19V237H17V236H20V238H22V239H19V240H21V242L22 243H25L24 244V246L26 247L27 246V244L28 243H31L32 241H31V236L29 235L28 236V238H29V242L27 241V239L26 240H24L23 241V238H24V236L25 235H28L27 233V231H28V228L31 226V222L33 223L32 225H37V222H35V218H33L32 217V214L34 213V208H36L37 206H42V203H46V201H49V200H51V198H49L50 196L52 197H54V199H55V197L56 196H54L53 195V193L54 194H56L55 192H53L52 190L54 189V190H56V188H58L59 187V192H60V190L62 191V190H64L66 187H69V185H71V183H70V181H71V174H73V175H78V174H80V173H82L81 175H79V179H80V181L82 182V184H81V182H77V180H75L76 182H72V184H73V186H74V184H76V183H80V185L78 184V189L84 184L86 187H89V186H87V185H90L91 183V185H93V186H91L90 185V187L91 188H88V189H86V190H84V187H82V188H80L79 189V191H82L83 190V192L82 193H84L85 194V197H84V194H83V196L82 195H80L81 194V192H71V194L73 195V194H75V195H77V196H75L74 197V195L72 196V195H70V197H68L67 196V199L64 197V198H61V197H63V193L64 192H61L62 193V195H61V193H60V195H61V197H60V195H59V192L56 190V192H57V196L59 197V201H57L58 200V198L57 199H53V197H52V199L54 200H52V201H49V203H51V204H53L54 205V208L52 209V210H54L55 209V205H56V203H57V205L59 206V204H60V206L59 207H65L66 206V210L69 208H67V205L69 206V204L71 203V202H73V204H71L70 205V210L68 209L67 211L65 210V208H61V210H60V208L59 207H56V210H57V208H58V210H60L61 212L60 213H62V214H64V215H66L65 213L66 212H68V214L66 215V216H68L67 217V219H64L65 217H63V219L61 218V220H64V222L66 223V221L65 220H68L69 218V223H70V225H69V227L67 228V229H69V230H67L65 227H67L68 225L67 224H69V223H66V225H65V223L63 224V222H60L61 224H63L64 226H60L58 223H59V221H60V219H58V216H60V215H57V214H54V215H57V217H55L54 216V218H55V221H54V225L56 226L57 224L60 226V227H58V225H57V227H53L52 229H58L59 228V230L60 231H58L57 230V232H58V234L55 236V235H53V231L54 230H50V235H52V236H54L55 238L56 237H58V238H60L61 236H62V238H60V240H62V239H64V241L65 240H67V242L65 241V243H66V248H68V246H72V245H69L70 243H72L73 244V242H71L73 239H72V236L73 235H75L76 234V232L75 231H73V230H75V228H77L76 229V231L78 232L79 231V225H80V227H81V229H82V227H86V226H88L89 225V223H91L92 221L91 220H93V219H89V218H93L94 216V218L96 219V218H98V216H100L102 213H104V212H107V210L108 211H112L113 210V208L115 209H117V211H119V208H117V203L115 204V202H113L114 201V198H111V196H112V194H114L113 192H116L112 197H118V196H121L122 195V190H123V188H124V185L127 183V181H129L130 180V182L133 180V177H134V174H132V172L134 173V171L136 172V171H138V169H140V167L142 166V165H144V164H146V163H148V162H150V161H152L153 159H152V155L151 154H153L154 156H153V158L155 157V156H157V155H155L154 154V152L155 153H158L160 150L158 149V148H162L163 149V147L162 146H165V143L163 144V142H165V140H167V139H169V136H170V133H168L169 131H166V128H169V123L168 122H166L165 124L164 123H160V121H159V117L157 118V117H153V116H151V113L153 112L154 113V111H159L160 109H161V105L163 104V101H164V99H165V97H161V96H164L163 94L166 92V90L168 91L169 90V88H170V86L172 85V83H170L171 82V80H173V75H174V70H176V67L179 65V63H180V59H181V57L183 56V55H185L186 53H187V46H189V41H184L183 39L181 40H178L177 42L178 43H180V44H178L177 42H172L171 44H167L166 42H161V41H155V42H152L153 44H151L152 46H151V52L150 51H148V53L150 54H148V58H147V62H146V68H144V69H146V72H145V74H144V76H143V78L144 79H142L141 78V80H138V81H136L133 85V87H129V88H127V87H125L124 88V91L123 90H121V91H119L118 90V92H116L115 94L116 95H109V94H107L108 92H106V91H108V88H109V83L114 79V77H115V75L117 74V73H120L122 70H119L121 67H122V65H123V63H126L127 62V59L128 58H130L131 57V54H133V53H131L130 52V56H129V52L128 51H130V50H132V48L131 47H133L132 45H134L135 46V37H133V39H132ZM78 37V38H77ZM96 37V38H95ZM130 37H131V39H130ZM125 38V39H124ZM74 39H76V40H74ZM127 39H128V41H127ZM130 39V40H129ZM124 43H123V42ZM125 41H127V42H125ZM133 41V42H132ZM94 42V43H93ZM130 42H132V43H130ZM188 42V43H187ZM75 43H77V45L75 44ZM92 43V44H91ZM126 43L127 44H129V45H127V47H126ZM173 43H175L174 45H172ZM187 44V45H186ZM73 45V46H72ZM76 45V46H75ZM94 45H96V46H94ZM75 46V47H74ZM94 46V47H93ZM129 46V47H128ZM131 46V47H130ZM162 46V47H161ZM183 46V47H182ZM72 47H74V48H72ZM121 47V48H120ZM172 47V48H171ZM95 48V49H94ZM97 48V49H96ZM118 48V49H117ZM128 48V50H126ZM131 48V49H130ZM117 49V50H116ZM122 49H124L125 51H123ZM130 49V50H129ZM184 49H185V51H184ZM94 50V51H93ZM116 50V51H115ZM121 50L124 52V54L121 52ZM168 50V51H167ZM179 50V51H178ZM187 50V51H186ZM113 51V52H112ZM121 53H120V52ZM133 51H134V47H133ZM157 51V52H156ZM89 53V55H87L88 53ZM111 52V53H110ZM115 52V53H114ZM128 52V53H127ZM159 52H161V53H159ZM171 52V53H170ZM97 53H99V54H97ZM118 53H119V55H118ZM125 53H127L126 55H125ZM152 53V54H151ZM117 54V55H116ZM163 54V55H162ZM93 55V56H92ZM112 55H113V58H112ZM115 55H116V57H115ZM160 55V57H161V55H162V57L160 58V57H158ZM164 55H165V57H164ZM82 56H84V58H82ZM85 56H87V58H85ZM111 58H110V57ZM118 56H120V57H118ZM126 56V57H125ZM151 56V57H150ZM92 57H93V59H92ZM124 59V62H123V59ZM167 57V58H166ZM174 57V58H173ZM180 57V58H179ZM65 58V57H64ZM79 58H82V59H79ZM96 58V59H95ZM104 58V57H103ZM159 58V59H158ZM166 58V59H165ZM86 59V60H85ZM89 59V60H88ZM116 59V63H117V65H115V62H114V60ZM122 61H120V60ZM126 59V60H125ZM135 59V57L132 59V60H134ZM150 59H152V60H150ZM93 60V61H92ZM110 60H111V62H110ZM158 60V61H157ZM174 62H173V61ZM82 61V62H81ZM86 61V62H85ZM108 61V62H107ZM119 61H120V64H119ZM128 61H131V58H130V60L128 59ZM153 61V62H152ZM156 61V62H155ZM170 61V62H169ZM172 61V62H171ZM93 62V63H92ZM103 62H105L104 64H103ZM155 62V63H154ZM169 62V63H168ZM81 63V64H80ZM108 63V64H107ZM109 63H111V64H109ZM122 63V64H121ZM159 63V64H158ZM164 63V64H163ZM173 63V64H172ZM83 64V65H82ZM93 64H95V65H98V66H96V68H97V70H98V72L99 71H101V72H99V73H101V74H99L98 72H96L95 70H96V68H95V66L93 65ZM100 64V63H99ZM148 64V65H147ZM162 64V65H161ZM166 64V65H165ZM168 64H170V66L168 65ZM175 64V65H174ZM70 65V64H69ZM78 65V66H77ZM92 65V67H90ZM109 65H113V66H111V67H108ZM153 65V66H152ZM82 66H85L84 68H82ZM87 66V67H86ZM89 66V67H88ZM107 66V67H106ZM118 67L119 66V69L117 70H115L114 69V67ZM121 66V67H120ZM160 66V67H159ZM68 67V66H67ZM80 67V68H79ZM105 67H106V69H105ZM148 67V68H147ZM163 67V68H162ZM60 68V69H59ZM69 68V67H68ZM94 68V69H93ZM103 68V69H102ZM110 68V69H109ZM151 68V69H150ZM160 68V69H159ZM163 70H162V69ZM165 68V69H164ZM174 68V69H173ZM70 69H71V67H70ZM83 69V70H82ZM88 71H87V70ZM159 71H158V70ZM54 70H56V71H54ZM69 70V71H68ZM94 70V72H93V74H95V72H96V74L95 75H91V73H92V71ZM106 70H107V72H106ZM112 70H113V72H112ZM148 70V71H147ZM73 72L72 73V75L76 78H73V76L71 75V73L70 72ZM78 71H80V72H78ZM91 71V72H90ZM102 71H104L103 73L104 74H102ZM109 71V72H108ZM110 71H111V73H110ZM114 71H115V74H114ZM152 71V72H151ZM156 71V72H155ZM163 71V72H162ZM55 72H57V74L55 73ZM169 74H168V73ZM172 72V73H171ZM79 73V74H78ZM89 73V74H88ZM122 73V72H121ZM151 73H152V76H150L151 75ZM155 74V76H154V74ZM159 74V75H157V74ZM163 73V74H162ZM84 74H86V75H84ZM107 74V75H106ZM111 74V76H109V75ZM149 74V75H148ZM62 76V77H65V79L63 80V82L61 83V81L62 80H60V79H63V78H61L60 76ZM66 75H68V77L66 76ZM69 75H71V77L72 78H70L69 77ZM79 75V76H78ZM80 75H82V76H80ZM89 75V76H88ZM90 75H91V77L92 76H94V77H92V79H94L95 77V79H94V81L91 79V77H90ZM96 75H99V76H96ZM114 75V76H113ZM162 75V76H161ZM49 76V77H48ZM78 76V77H77ZM87 76V77H86ZM107 76V78L105 79V77ZM109 76V77H108ZM158 76V77H157ZM164 76H166V77H164ZM60 77V78H59ZM66 77H67V79H66ZM84 77H86L85 79H87V81L85 80V79H83ZM89 77V78H88ZM99 79H98V78ZM104 77V78H103ZM146 77H149V78H147L146 79ZM163 77V78H162ZM51 78V79H50ZM79 78L81 79L80 80V83H79ZM108 78H110V79H108ZM111 78H113V79H111ZM153 80H152V79ZM155 78H157V79H155ZM88 79H89V81H88ZM98 79V80H97ZM160 79V80H159ZM78 82H77V81ZM99 80H100V82H99ZM108 80H111L110 82H108ZM146 80V81H145ZM166 80L167 81H169V82H166ZM82 81V82H81ZM83 81H84V83L87 85V86H85L86 87V90L87 91H85L84 90V93L83 94H79V91H80V89L83 87ZM92 81V82H91ZM96 81V82H95ZM142 81V82H141ZM145 81V82H144ZM156 81V82H155ZM165 81V82H164ZM70 84H69V83ZM107 82V83H106ZM140 82V83H139ZM69 84V86H68V84ZM82 83V84H81ZM91 83V84H90ZM143 83V84H142ZM164 83V85H162ZM47 84H49V85H47ZM60 84V85H59ZM62 84H64L63 85V87L61 88V86H62ZM72 84V85H71ZM79 84H80V86H79ZM92 84H93V86H92ZM106 84H108L107 85V87L105 86ZM111 84V83H110ZM148 84V85H147ZM155 84V85H154ZM48 86V87H46V86ZM59 85V86H58ZM74 85V86H73ZM99 85V86H98ZM136 85V86H135ZM140 85V86H139ZM147 85V86H146ZM45 86V87H44ZM54 86H56V87H54ZM58 86V87H57ZM70 86L72 87V89L70 88ZM76 86V87H75ZM89 86V87H88ZM104 86V87H103ZM148 86H150V87H148ZM160 86V87H159ZM52 87H54V88H52ZM65 87V88H64ZM74 87V88H73ZM78 87V88H77ZM100 87H102L103 88V90L100 88ZM151 87H153V88H151ZM168 87V89H166ZM48 90V92H47V90ZM49 88H51V89H49ZM55 88H56V90L57 91H59V92H57L56 90H55ZM59 88L61 89V90H59ZM80 88V89H79ZM89 88H91V89H89ZM106 88V89H105ZM135 90H134V89ZM151 88V89H150ZM63 89H65L64 91H62ZM70 89V90H69ZM74 89H75V91H74ZM77 89V90H76ZM96 89V90H95ZM133 89V90H132ZM137 89V90H136ZM139 89V90H138ZM144 90V91H142V90ZM151 91H150V90ZM153 89V90H152ZM51 90V91H50ZM52 90H54V92L52 91ZM79 90V91H78ZM90 90V91H89ZM94 90V91H93ZM130 90V91H129ZM147 90V91H146ZM149 90V91H148ZM165 90V91H164ZM50 91V92H49ZM60 91H62V93L60 92ZM72 91H74V93L72 92ZM133 91H135V92H133ZM158 91V92H157ZM87 92V93H86ZM88 92L91 94V93H93V94H91V95H88ZM97 92H100L99 94L97 93ZM105 92V93H104ZM129 92H133L134 94H133V96L129 93ZM144 92V93H143ZM146 92V93H145ZM148 92H149V94H151V95H149L148 94ZM159 92L161 93V94H159ZM162 92H163V94H162ZM47 93V94H46ZM50 93H54V94H57V95H55L54 96V94H50ZM101 93H102V95H101ZM125 93V95H123ZM140 93H142V94H140ZM153 93V94H152ZM167 93V92H166ZM48 94H50L51 96H49ZM73 96H72V95ZM78 94V95H77ZM94 94H95V96L97 97V99L96 98H94L95 96H94ZM137 94V95H136ZM148 94V95H147ZM154 94H155V97H153L152 98V96H154ZM157 94H159V95H157ZM45 95H47L46 97H45ZM62 95V96H61ZM69 95H71L70 97H71V99H69ZM77 95V96H79L80 95V97L83 99H81L80 97H78L79 98V101H78V98H76L75 96ZM120 97H119V96ZM141 95V96H140ZM49 96V97H48ZM59 98H58V97ZM86 96V97H85ZM89 96V97H88ZM105 98H104V97ZM107 96V97H106ZM112 96H113V100H112ZM144 96V97H143ZM148 98H147V97ZM156 96H158V97H156ZM44 97H45V99H44ZM56 97H57V99H58V103L56 102ZM61 97H63V98H61ZM85 97V98H84ZM102 97V98H101ZM110 97V98H109ZM126 97V98H125ZM129 97H131V98H129ZM160 97V98H159ZM52 98H54L53 100H52ZM74 98V99H73ZM75 98L77 99V102H75L76 100H75ZM104 98V99H103ZM107 98V99H106ZM109 98V99H108ZM124 98V99H123ZM133 98H134V100L136 99V101H133ZM147 100H146V99ZM151 98H152V100H151ZM156 98V99H155ZM158 98V99H157ZM40 99H42L41 100V102H40ZM48 99L50 100H52V102H53V104H51L52 102H51V100H50V102H48ZM63 99V100H62ZM74 100V102H75V104L73 103V100ZM84 99H87V101L86 100H84ZM119 99V100H118ZM121 99V100H120ZM126 99V100H125ZM129 99V100H128ZM132 99V100H131ZM144 99V100H143ZM61 100H62V102H61ZM68 100V101H67ZM69 100H72V102L71 101H69ZM81 100V101H80ZM89 100H90V103H89ZM104 100H105V102H104ZM109 100V101H108ZM149 100V101H148ZM45 101V102H44ZM83 101V102H82ZM84 101H86L88 104H86V102H84ZM104 103H103V102ZM111 101V102H110ZM115 101H116V103H115ZM118 101V102H117ZM123 101V102H122ZM126 101V102H125ZM128 101V102H127ZM130 101H132L131 102V104H130ZM140 101V102H139ZM147 101V102H146ZM56 102V103H55ZM66 102V103H65ZM67 102H71L70 104L69 103H67ZM80 102V103H79ZM81 102H82V104H81ZM103 103V105H102V103ZM142 102V103H141ZM158 102V103H157ZM48 105H46V104ZM50 103V104H49ZM79 103V104H78ZM83 103L85 104V108L83 109ZM108 103H109V105H108ZM117 103H118V106H117ZM146 103V104H145ZM156 103V104H155ZM57 105V107H55V105ZM63 104H64V106H63ZM69 104V105H68ZM112 104V105H111ZM116 104V105H115ZM119 104H123V105H121V106H119ZM129 104H130V106L132 107H129ZM133 104H135V105H133ZM142 104V105H141ZM150 104H152V105H150ZM39 105V106H38ZM53 105H54V110H53ZM65 105H66V107H65ZM67 105H68V107L70 108L71 106L73 107V109H72V107L70 108V110H68L69 111V113H70V115L68 116H66V115H64L63 114V112L65 113L67 110H65V109H69L68 107H67ZM71 105V106H70ZM75 105V106H74ZM81 105V106H80ZM87 105H88V108H87ZM104 105H106V106H104ZM108 105V106H107ZM115 105V106H114ZM144 106L145 108H148V110L147 109H145L144 107H143V109H144V112H146L145 110H147V113H144L142 110L143 109H140V107L139 108H136L135 107V109H134V107L133 106ZM150 105V106H149ZM50 106H52V107H50ZM78 106V107H77ZM91 106V107H90ZM95 106V107H94ZM111 106V107H110ZM122 106H124V107H122ZM125 106H127L128 108H125ZM149 106V107H148ZM151 106L153 107V110H152V108H151ZM37 107V108H36ZM76 107H77V109L78 110H76ZM118 107V109H116ZM158 107V108H157ZM48 110V115H50V116H48L46 113H47V110ZM52 108V109H51ZM63 108H65V109H63ZM81 108V109H80ZM91 108H93L92 109V111H91ZM105 108H107L108 109V111H107V109H105ZM130 108V110H128ZM43 109V110H42ZM72 109V110H71ZM75 109V111H73ZM112 109V111H110ZM116 111H115V110ZM121 109V110H120ZM125 109H127V111H129V113L125 110ZM137 109H140V112L141 113H143V114H141L140 112V116H139V113L138 114H136L138 111H137ZM149 109H151V110H149ZM155 109H158V110H155ZM52 110L53 112H54V114L56 115H54V114H52L53 112H50V111ZM65 110V111H64ZM88 110H90L89 112H88ZM132 110H134V113H135V111H136V113L135 114H131V112H132ZM68 111H67V113H68ZM105 111V112H104ZM119 111L121 112V113H119ZM125 111V112H124ZM150 112V115H149V112ZM37 112V113H36ZM60 112V113H59ZM74 112H75V116H74ZM77 112V113H76ZM109 112L111 113V114H109ZM126 112H127V114L129 115H126ZM36 113V114H35ZM38 113H40L39 114V116H38ZM66 113V114H67ZM72 113V114H71ZM102 113V114H101ZM44 114H46V116H47V118H46V116L44 115ZM116 114H118V116H116ZM123 114H125V115H123ZM62 115L63 116H65V117H67V119H65V123L62 121V119L61 118H65V117H62ZM71 115H72V117H71ZM79 115V116H78ZM84 115V116H83ZM86 115H87V117H86ZM92 115V116H91ZM123 117H122V116ZM137 116V117H134V116ZM149 115V116H148ZM35 116H38V117H35ZM54 116V117H53ZM78 118H77V117ZM101 116V117H100ZM106 117V119H105V117ZM109 116V117H108ZM112 116H113V119H112ZM132 116V117H131ZM41 117V118H40ZM56 117V118H55ZM68 117H70V119H72V120H70ZM89 117V119H88V122H87V118ZM93 117V118H92ZM117 117V118H116ZM121 117V118H120ZM126 117H128V119L126 118ZM151 117H153L152 118V122H150V120H151ZM36 118H38V120H37V122H36ZM42 118H43V121H42ZM52 118V119H51ZM54 118V119H53ZM58 118H59V122L61 123V122H63L65 125H66V123H67V125L65 126L63 123H61L60 124V126L63 124V126H61V128L62 129H59L58 130V133L61 135H59L58 133H57V136H56V138L55 139H53L52 138V141H51V136H52V131H53V129L55 128V125L56 124H58L57 122H58ZM76 120H75V119ZM85 120H84V119ZM95 118H96V120H95ZM111 118V119H110ZM116 118V119H115ZM120 118V119H119ZM125 118V119H124ZM130 118H134V120H132V119H130ZM136 118V119H135ZM139 118V120H137ZM149 119V121H148V119ZM40 119V120H39ZM45 119L47 120L46 122H49V120H50V122L48 123V125H47V123L45 122ZM56 119V120H55ZM61 119V120H60ZM74 119V120H73ZM97 119H99L98 120V123H96L97 122ZM109 119V120H108ZM130 119V120H129ZM145 121H144V120ZM155 119H156V123H155V125H154V121H155ZM158 119V120H157ZM95 120V121H94ZM105 120H107V123H106V121ZM118 120V121H117ZM122 120V121H121ZM123 120H124V122H123ZM137 120V121H136ZM34 121V122H33ZM41 122V123H38V122ZM57 121V122H56ZM69 121H71V122H69ZM90 121H93V122H90ZM104 121V122H103ZM122 122V124H121V122ZM133 121H136V122H133ZM141 121V122H140ZM144 123H143V122ZM42 122L43 123H45V125L43 126V129H41V127H39L41 124H42ZM103 122V123H102ZM109 122V123H108ZM126 122H128V123H126ZM131 122H133V123H131ZM150 122V123H149ZM157 122H158V124H157ZM162 122H165V121H163L162 120ZM33 123H35V124H33ZM38 123V124H37ZM53 123V124H52ZM56 123V124H55ZM71 124V125H68V124ZM91 123V124H90ZM116 123V124H115ZM117 123H118V125L120 126L119 128H118V125H117ZM123 123H125L126 124V126H125V124H123ZM130 123V125H127V124H129ZM136 123V124H135ZM138 123H140L141 125H139ZM143 123V124H142ZM145 123H147V124H145ZM161 125H160V124ZM36 124H37V126H36ZM51 124L54 126H52V128L50 127L51 126ZM73 124V125H72ZM96 124V125H95ZM99 124V125H98ZM105 124H107V125H104ZM109 124H110V126H109ZM113 124H114V126H117L115 129L113 128L114 126H113ZM133 124H135V127H134V125ZM153 126H152V125ZM163 124V125H162ZM168 124V125H167ZM50 125V126H49ZM112 125V126H111ZM122 125H124L123 126V128H122ZM137 125V126H136ZM148 127V129H147V127ZM27 126V127H28ZM49 126L50 128V130H48V134L49 135H47V137L50 139V142H48L49 141V139L47 138V139H45L46 138V130H47V127ZM107 126H108V128H107ZM128 126V128H126ZM140 126L142 127V128H140ZM151 126V127H150ZM158 126V127H157ZM162 126V129L160 128ZM166 126H168V127H166ZM32 127V128H31ZM35 127L37 128L36 130L37 131H35L34 132V130H35ZM95 127H96V129H95ZM98 127V128H97ZM104 127H105V129H104ZM139 127V128H138ZM158 128V129H160V130H155V129H152V130H154L152 133H154L155 131H157V132H155L153 135L156 137L157 136V134L156 133H158L159 131H160V134L158 133V136H157V138H154V136L153 135H151L152 133H151V128ZM46 128V129H45ZM69 128V129H68ZM124 128H125V130H126V133H125V130H124ZM135 128V129H134ZM145 128H146V130H145ZM164 128V129H163ZM40 129V130H39ZM72 129V130H71ZM110 129H113V130H115V131H111ZM43 131V134H42V131ZM67 132H66V131ZM69 130V131H68ZM106 130V131H105ZM109 130L112 132V133H110L109 132ZM118 130V131H117ZM123 130V132L124 133H122L121 131ZM128 130V131H127ZM129 130H130V132H129ZM149 130H151L150 131V133H148V135H147V132ZM165 132H164V131ZM168 130V129H167ZM29 131V132H28ZM64 131V132H63ZM95 131H97V132H95ZM134 132L135 131V133L134 134H132L131 132ZM137 131H138V133H137ZM141 131V132H140ZM164 132V135L166 134V137L164 136V135H162V133ZM45 132V133H44ZM50 132V133H49ZM65 132H66V134H65ZM95 132V133H94ZM103 132V133H102ZM105 132V133H104ZM109 133V135H108V137H107V135H105V134H108ZM116 132V133H115ZM140 132V133H139ZM162 132V133H161ZM30 133V134H29ZM41 135H40V134ZM65 135H64V134ZM90 133H92L91 134V136H89V134ZM97 133V134H96ZM102 133V134H101ZM120 133V134H119ZM144 133V137H143V135H139V134H143ZM26 134V133H25ZM50 134H51V136H50ZM94 134V135H93ZM110 134H112L111 136H110ZM115 134V135H114ZM122 134V135H121ZM125 134H127V135H125ZM136 134V135H135ZM146 134V135H145ZM150 134V135H149ZM167 134H169V135H167ZM263 134H264V132H262L259 136H257L256 137V139H254L255 140V142L256 141H258V139L259 138H261L262 136H263ZM56 135V134H55ZM98 135V136H97ZM103 135V136H102ZM107 137H105V136ZM119 135V136H118ZM130 135L132 136V137H130ZM262 135V136H261ZM43 136V137H42ZM54 136V135H53ZM59 136V137H58ZM74 136V137H73ZM83 136H84V138H85V136L87 137L86 139H84L83 138ZM94 136H96V137H94ZM109 136L111 137V138H109ZM117 136V137H116ZM120 136H122V137H120ZM123 136H125L124 138H123ZM139 136H140V138H139ZM146 136H149V137H153L154 139H156L157 140V142H155L156 144L155 145H157V143H159L158 141H161L160 142V144H158V145H160V147L158 146H156V147H154L155 145L153 144V143H151L152 141H156V140H153L152 138V141L150 140V138H147ZM42 137V139H40ZM64 137V138H63ZM67 137V138H66ZM76 137H80L79 139V141L77 140L78 138H76ZM91 137V138H90ZM94 139H96V140H92L93 138ZM99 137V138H98ZM102 137H104V138H102ZM115 137H116V140H115ZM120 137V138H119ZM126 137H127V139H126ZM160 137H162L161 139H159ZM34 138V140L32 141V139ZM59 138H60V140H59ZM116 141H114L113 139ZM132 138V139H131ZM142 138V139H141ZM147 138V139H146ZM264 138V137H263ZM71 139H72V142H71ZM84 139V140H83ZM90 139H91V141H90ZM105 139V140H104ZM108 139V140H107ZM123 141H122V140ZM131 139V140H130ZM133 139H134V143L132 142L133 141ZM139 141V142H136L137 140ZM140 139V140H139ZM150 141H149V140ZM163 139H165V140H163ZM30 140L29 139H27V141H29V142H27V143H30ZM35 140H36V142H35ZM44 141V140H47L46 142L44 141L43 143H42V141ZM58 140V141H57ZM63 140H65V141H63ZM81 140H83V141H81ZM86 140V141H85ZM100 140V141H99ZM102 140V141H101ZM109 140H113L112 142L110 141V143L111 144H115V145H111V147H110V145L108 144L109 143ZM127 140V141H126ZM144 140H146V141H144ZM147 140L149 141V142H147ZM57 143H56V142ZM93 141H94V143H93ZM96 141H97V145H99V143L101 142H103V144H101V145H106V144H108L109 146H100V148H101V150H99L96 146ZM120 141H122V142H124V143H122V142H120ZM131 141V142H130ZM144 141V142H143ZM52 142H54L53 143V145L51 146V144H52ZM63 143V145L64 146H62L61 145V147H58V143H59V145H60V143ZM73 145V146H71V144ZM80 142V143H79ZM88 142V143H87ZM108 142V143H107ZM115 142V143H114ZM30 143V144H31ZM41 143V144H40ZM46 143V144H45ZM81 145H79V144ZM85 143H86V145L87 146H84L85 145ZM105 143V144H104ZM139 143H144L143 145H146L145 147L142 145V144H140V145H138ZM146 143V144H145ZM150 143V146L149 147H151V148H149L148 147V144ZM39 144H40V146L42 147L41 149H40V146H39ZM42 144H44L46 147H47V149H46V151H45V153H44V150H42L45 146L44 145H42ZM48 144H50L49 146L50 147H48ZM90 144H93V146H95L96 148H93L94 150H96L95 152H94V150L92 149V148H90V146L92 147V145H90ZM118 144H120L119 146H118ZM132 144V145H131ZM154 146H153V145ZM67 145H68V147H67ZM79 146V148H78V146ZM121 145H122V147H121ZM128 145V146H127ZM129 145H130V148H129ZM136 145H138V146H136ZM152 145V146H151ZM44 146V147H43ZM54 146V147H53ZM57 146V147H56ZM71 146V147H70ZM77 146V149L75 148ZM84 146V148L86 147V149H84V150H82L83 147ZM98 146V147H99ZM115 146V147H114ZM127 146V147H126ZM132 146H134V147H132ZM38 147H39V149H38ZM51 147H52V149H51ZM74 148V149H71V148ZM105 147H106V149H107V147H109L108 148V150H106L105 149ZM135 147H136V149H135ZM137 147H139V148H137ZM143 147V148H142ZM58 148H60L61 150V155L60 154H58L59 152L57 151V150H59ZM90 148V149H89ZM118 148V149H117ZM127 150H126V149ZM150 149L151 151V153H149V150H147V149ZM157 148L159 151L157 152V151H155V149ZM62 149H64V151H62ZM103 149V150H102ZM141 149V150H140ZM145 149V150H144ZM156 149V150H157ZM239 148H237V147H232V150H231V154H233L232 156H231V154H229L230 155V158H229V156L228 155H224L223 156V158H217V159H213L212 161L213 162H211V164H209L210 165V167L209 168H207V172H206V169L204 170V174H200L199 176L200 177H202V175L204 176V177H202V178H200L199 176L195 179V185L197 186V184H198V187H196V188H198V189H196L195 190V188H194V183H191V184H193V191H192V189H191V184L189 185V186H191L188 190H189V192L187 191V193H188V195H186V197L185 198H187V199H184V203L183 202H181V203H183V204H181V203H179L178 205V208L177 207H175V210L177 211V209L180 211L182 208L183 209H187V207H188V209L189 208H191L192 209V207H194V205L196 206L197 204H194L196 201V203H198L199 201L198 200H201L202 198H203V194L205 195V196H207L211 191H213L214 189L216 190L217 188H218V186L220 187L221 185L220 184H223V182L225 183V182H227V181H230V180H233V179H236V178H238V177H240V175L241 176H243V174H242V170H243V167L245 166V161H246V159H242V152H243V150L240 148L239 150H238ZM38 150V151H37ZM71 150V151H70ZM72 150H75V153H74V151H72ZM105 150V151H104ZM124 150H126V151H124ZM131 150V151H130ZM142 152L143 150L144 151H146V152H142V153H140V151ZM153 150H154V152H153ZM54 151H56V152H58V153H56V152H54ZM69 151V152H68ZM76 151H77V153H79V154H81V156L83 155V158L81 159V156H79L78 154V157H77V155H75L76 154ZM80 151H81V153H80ZM84 151V152H83ZM86 151H90V153H88V156H87V152ZM100 151V153H98ZM103 153H102V152ZM110 151V152H109ZM112 151V152H111ZM119 151V152H118ZM136 151H138L139 153H138V155L136 154L137 152ZM239 151L240 153H238L237 154V152ZM242 151V152H241ZM63 152V153H62ZM64 152H66V153H64ZM83 152V153H82ZM85 152H86V154H85ZM92 152V153H91ZM109 152V153H108ZM122 152V153H121ZM127 152V153H126ZM130 152V153H129ZM136 152V153H135ZM233 152V153H232ZM51 153V154H50ZM56 155H55V154ZM68 153H71V154H69V155H67ZM73 153V154H72ZM94 153V154H93ZM98 153V154H97ZM47 154H48V156H47ZM65 154V155H64ZM85 154V155H84ZM107 154V155H106ZM112 154V155H111ZM117 154V155H116ZM119 154H121L122 156H120ZM124 154V155H123ZM136 154V155H135ZM241 154V155H240ZM249 155H247L248 157L251 155V153H248ZM58 155V157L56 158V159H58V160H60L61 159V161H58V162H56V159H55V162L58 164V163H60V164H56V163H53L54 162V160L52 159V157L51 156H54L53 158H55V156H57ZM72 155H74V158H75V156H76V158L74 159H72ZM95 155V156H94ZM109 155V156H108ZM127 155V156H126ZM130 155V156H129ZM143 155L144 156H146V155H149V156H151V157H149V156H147L150 160H148V158L147 157H145V159L143 158ZM238 157H237V156ZM61 156H63V157H60ZM70 156V158L73 160V162H71V160H69L67 157H69ZM92 156V157H91ZM96 156H99V157H96ZM108 156V157H107ZM123 156H125V157H123ZM135 156H137L138 158H140L139 160H135V159H138V158H133V157H135ZM234 156V157H233ZM239 156H241L240 158V161L242 160V162L244 163H242L241 165H240V161H238V159H239ZM245 157V158H248V157ZM41 158H42V156H40ZM46 157V158H45ZM65 157H66V159H67V161H68V163H70V165L73 163H75L76 162V159H78L77 160V164H72L71 166H72V169L74 168V170H75V167L77 166V165H82V163H83V161H87L86 162V165L84 164V165H82V166H79V167H76V170H75V172L77 171V170H79V171H81L80 173L77 171L76 173L75 172H73L72 173V170H71V166L69 167V166H67L68 167V171H69V174H70V176H69V174L67 175V177L69 176L70 178V181L68 180V178H65V179H67L68 180V182H65V184L63 183L64 181H66L65 179H60V173H62V178H64V176L63 175H65V174H67L68 172H67V170L65 171V173H64V170H65V168H66V165H69V164H67V161L66 160H64L65 159ZM85 157H87L88 158V160L85 158ZM110 157V158H109ZM112 157V158H111ZM119 157V158H118ZM122 157V158H121ZM225 157V158H224ZM263 157V158H262ZM261 158H260V160L261 161H256L255 162V164L253 165V166H255L257 163H259L260 162V164H263V162H264V156H262ZM41 160V163H42V169L44 170L43 172H42V176H41V174H38V172H40L41 173V168H40V166H38V167H36L37 166V164H36V162L35 161H37V163H38V161H39V159ZM45 158V159H44ZM79 158L81 159V163L79 162ZM93 158V159H92ZM107 158H108V160H107ZM143 158V159H142ZM147 158V159H146ZM235 158H237V160L235 159ZM38 159V160H37ZM84 159V160H83ZM86 159V160H85ZM90 159V160H89ZM218 159H219V162H217L218 161ZM220 159H222V161L223 160H225V161H223V162H221L220 163ZM74 160H75V162H74ZM83 160V161H82ZM94 160V161H93ZM97 160V161H96ZM122 160H123V162H122ZM127 160V161H126ZM133 160V161H132ZM141 160V161H140ZM144 160H145V162H144ZM217 160V161H216ZM229 160V161H228ZM243 160H245V161H243ZM51 161H53L52 163H51ZM65 161H66V163H65ZM118 161V162H117ZM126 163H125V162ZM130 161V162H129ZM137 162V163H139V161H140V163H139V167H138V165H137V163H134V162ZM215 161V162H214ZM227 161H228V163H227ZM40 162V161H39ZM65 164V168L63 167L64 165H63V163ZM78 162H79V164H78ZM84 162V163H85ZM92 164H91V163ZM94 162H96V164L98 163L99 165H97V166H102L100 169L95 165L94 166ZM101 162V163H100ZM106 162V163H105ZM111 162V163H110ZM114 162V163H113ZM127 162H129V164L127 163ZM142 162V163H141ZM144 162V163H143ZM231 162V163H230ZM40 163V164H41ZM53 164L54 166H55V164H56V168H58V169H56V170H58V173H57V171L55 170V169H53V167H52V165L51 164ZM108 163H110V165H108ZM132 163V164H131ZM235 163V164H234ZM33 164H34V166H33ZM39 164V163H38ZM39 164V165H40ZM44 164L46 165L45 166V168H44ZM101 164V165H100ZM117 164V165H116ZM140 164H142V165H140ZM221 166H220V165ZM224 164V165H223ZM229 164V166H227ZM33 167H32V166ZM47 165H51L50 167H48L49 168V170H55V171H53L56 175V178H55V180H58V179H60V180H62V185H61V183H56L57 184V186H56V184L53 182L54 181V178H52V175H53V172L52 171H49V170H47V171H45V169L47 168ZM59 165H61V167L59 166ZM121 165H123V167L121 166ZM127 165V166H126ZM133 165H134V167L136 168V170L135 169H132V168H134L133 167ZM218 165V166H217ZM223 165V166H222ZM233 166V169H232V167L230 168V166ZM236 165V166H235ZM58 166V167H57ZM85 168H84V167ZM88 166V167H87ZM108 166H109V168H108ZM119 166H121V167H119ZM215 166V167H214ZM221 167V168H218V167ZM225 166H227L226 168H225ZM32 167V168H31ZM64 169H63V168ZM81 167V168H80ZM84 169H83V168ZM90 167H92V168H90ZM94 167V168H93ZM106 167V168H105ZM110 167H113V168H110ZM125 167H127V168H125ZM132 167V168H131ZM211 167H212V169H211ZM224 167V168H223ZM238 167V168H237ZM36 168H38L39 170H37ZM47 168V169H48ZM61 168H62V170H61ZM69 168H70V170H69ZM78 168V169H77ZM80 168V169H79ZM87 168V169H86ZM89 168H90V170H89ZM105 170V171H103V169ZM117 168V169H116ZM118 168H119V172H118ZM129 168V169H128ZM214 168V169H213ZM235 168V169H234ZM31 169H35V170H37V174H35L34 172L32 173V175L33 174H35V175H37V179L38 180H36V181H38V183H33L34 184V186L36 185V187L34 188V189H32V183H30V182H35V180L33 179V178H30V181L28 180V178H29V176H30V173H31ZM67 169V168H66ZM84 171H83V170ZM93 169V170H92ZM95 169V170H94ZM98 169V170H97ZM123 169H125V171L123 170ZM129 171H128V170ZM208 169H210L209 170V173H208ZM217 169V170H216ZM224 169V171H221V170H223ZM233 171H235L234 172V174H233V172H232V170ZM73 170V171H74ZM110 170H112L113 172H114V174H113V172L111 171L110 172ZM124 172H126V170H127V172L126 173H124ZM130 170H132L131 172H130ZM225 170H231L230 172V174L228 173V171H226V174L225 173H223V172H225ZM238 170H240V173H239V171ZM49 171V172H48ZM59 171H61V172H59ZM71 171V172H70ZM83 171V172H82ZM88 171V172H87ZM101 171H103V172H101ZM216 171V172H215ZM219 171V172H218ZM67 172V173H66ZM87 172V173H86ZM109 172V173H108ZM125 174V177H129V179L127 180V178H125L124 177V174ZM130 172V173H129ZM221 172H222V175H221ZM263 172H264V167L261 169V171H260V174L258 175V176H261V177H258V176H252L250 173L248 174V176L246 177V179H245V177L242 179L243 181H245V183L246 184H251V186H252V189L253 188H255V189H253L249 194H247L246 195V197L247 198H254V199H250L249 198V200L245 197L243 200L245 201H243V200H240L239 202H238V204L240 205H238V204H236V206H235V208H236V210H235V212H234V216H232L231 218H234V219H231L230 218V224H231V228L233 229H229V231H227V233L226 232H223V234L225 233V235H223L222 234V232H220V235H219V233L218 234H213L212 236L211 235H209V238L210 239H208L207 240V236L208 235H204V239H203V236H201L200 237V228H199V222L198 221H196V214H193L192 215V217L194 218H189V219H187V220H181V224L183 225H186L187 224V222L189 223L190 221L189 220H195L194 222L191 220V223L193 222V226H192V231H190L189 233L187 232V234L185 235V236H183L182 238L181 237H177V240H175L176 239V237H174L173 238V236H168L169 235V233L168 232H162V230H158L157 232H159L158 233V235H155V234H157L156 232H155V234H153V236H157L156 238H154L153 239V241L151 240V238L152 237H150L149 239H148V241H146L144 244H149V249H150V247L151 248H153V251H154V249L155 248H158V249H161V251L162 252H160V254H161V258H162V260L164 261V260H166V261H164L163 263L164 264H208L210 261H212V260H215V264H219V260L221 261V260H223V261H225L223 258H225V259H227V257L228 256H234V254H236V252H234L233 250H235V248L237 249V247H235V248H233L232 246L234 245L235 246V244L234 243H236L235 241V238L233 239L234 240V242L232 241V238L234 237V236H232L231 235V233H232V231H233V233L235 232V230L239 227H247L248 225H252V226H249L250 228H253V229H258V225H259V227H260V230H257V234H256V237H253L254 238V240L255 239H257V235L259 234V231L261 232L259 235H261L260 237L258 236V241L256 240V241H254L253 239H252V241L251 240H249V242L247 243V244H245L246 246H244V248H243V250L241 251L242 253V256L245 258H247L248 257V253H250L251 251H253L254 250V252H256L257 251V254L258 255H256L254 258L252 257H249V259L250 260H248V258L246 259L245 258V262H243L242 264H264V246L263 245H261L262 243H260V245L258 244L259 243V238H260V241L262 240L263 241V244H264V174H263ZM23 173V174H24ZM75 173V174H74ZM91 173H94V174H92V176H94L95 175V178H97L98 176L99 177H102V180L100 181V179L96 182V179H94V177H92L91 176ZM97 173V174H96ZM103 173V174H102ZM107 173V174H106ZM121 173V174H120ZM127 173H129V175L127 174ZM207 173H208V175H207ZM212 173H216V174H212ZM263 175H262V174ZM60 176H59V175ZM83 174H84V176L85 177H87V178H85L84 176H83ZM85 174H87V176L85 175ZM99 174V175H98ZM105 174V175H104ZM117 174V175H116ZM214 175V176H212V175ZM226 175L227 176V174H228V177L230 178V179H228V178H225L226 176H224V175ZM237 175V177H236V175ZM240 174V175H239ZM49 175H50V178H49ZM103 175H104V177H103ZM112 175V176H111ZM121 175V176H120ZM123 175V176H122ZM131 175H133V177L131 178L130 176ZM230 175V176H229ZM233 175H234V178H231V177H233ZM250 175H251V178H250ZM34 176V175H33ZM39 176H40V180H39ZM44 176V177H43ZM59 176V177H58ZM81 176V177H80ZM82 176L85 178V181H86V179L88 180V181H91V182H88L87 183V181L84 183V180H83V178H82ZM110 176H111V178H110ZM115 176V177H114ZM219 176V178H223V180L222 179H220V181H219V178L217 179V177ZM262 176H263V178H262ZM28 177V178H27ZM32 177V176H31ZM36 177V176H35ZM53 177H54V175H53ZM89 177L91 178H93V180L95 181H93L92 179H89ZM98 177V178H99ZM109 177V178H108ZM206 177V178H205ZM209 177V178H208ZM213 177V178H212ZM27 178V179H26ZM72 178H73V176H72ZM76 178H78L77 176H76ZM75 178V176H74V179H76ZM82 178V179H81ZM103 178H105V179H103ZM114 178H115V180H114ZM122 178V179H121ZM217 180H216V179ZM257 178V179H256ZM261 180V181H259V179ZM31 179H33V181H31ZM51 179L53 180L52 181V184L56 187V188H54V186L51 184V182H48V181H51ZM119 179V180H118ZM124 179H126V182H125V180ZM197 179H201V182H200V180H197ZM208 179V181H206ZM215 179V180H214ZM252 179H253V181H252ZM255 179V180H254ZM60 180H58V182H60ZM64 180V181H63ZM73 180V179H72ZM83 180V181H82ZM104 180V181H103ZM196 180H197V182H196ZM204 180V181H203ZM209 180H211L210 182H209ZM213 180V181H212ZM225 180V181H224ZM259 182H258V181ZM27 181H28V183H29V185L31 186H27ZM74 181V180H73ZM79 181V180H78ZM94 183H93V182ZM100 181V182H99ZM107 181V182H106ZM114 181V184L112 183V182ZM122 181V182H121ZM206 181V182H205ZM223 181V182H222ZM250 181V182H249ZM26 182V183H25ZM103 182V183H102ZM118 182V183H117ZM125 182V183H124ZM200 182V183H199ZM205 182V183H204ZM211 182H212V184H211ZM50 183V184H49ZM66 183H69V185H67L66 186ZM95 183H99V184H95ZM110 183H111V185H110ZM119 183H121V184H119ZM203 183V184H202ZM207 183V184H206ZM214 183V184H213ZM218 183V184H217ZM262 183V184H261ZM18 185V186H16V185ZM66 186H64V185ZM94 184H95V186H94ZM108 184V185H107ZM124 184V185H123ZM199 184H201V185H205V186H201V185H199ZM209 184V185H208ZM216 184V185H215ZM261 184V185H260ZM50 185V186H49ZM59 185V186H58ZM113 185V186H112ZM117 185V186H116ZM122 185V186H121ZM214 186V187H211V186ZM53 186V187H52ZM60 186L62 187V186H64V188L62 187V188H60ZM119 186V188L120 187H123V188H121L122 190L120 191V189H119V191H117L118 189H117V187ZM207 186V187H206ZM255 186V187H254ZM256 186H257V188H256ZM29 187V188H28ZM50 187H52V189H50V191L49 190H47V189H49ZM85 187V188H86ZM93 187V188H92ZM200 187V188H199ZM70 188H72V186L70 187ZM109 188H110V190H109ZM111 188H112V190H111ZM205 188V189H204ZM209 188V189H208ZM36 189V190H35ZM67 189H69V188H67ZM66 189V190H67ZM82 189V190H81ZM89 189H91V191H89ZM202 190V191H200V190ZM211 189V190H210ZM27 190H28V192H27ZM35 190V192L37 191V193H38V195L40 194V195H43V194H52V195H44V196H41V197H39L38 196V200L37 199H34L35 200V202L33 203V201H31L30 203H28V204H26V203H24V204H22V203H20L19 201H21L22 200V197H23V200H24V202H27L28 200H29V198H31V196H32V198L30 199V200H32L34 197L33 196H35L36 194H33V193H35V192H33ZM71 190V189H70ZM190 190H191V192H190ZM261 190V191H260ZM7 191V192H8ZM30 191H31V193H30ZM49 191V193H46V192H48ZM53 193H52V192ZM75 191V190H74ZM77 191V190H76ZM110 191H111V193H110ZM209 191V192H208ZM260 193H259V192ZM51 192V193H50ZM86 192H90V193H86ZM92 192V193H91ZM107 192H109V193H107ZM117 192H119L118 194H117ZM121 192V193H120ZM194 192V193H193ZM198 192V193H197ZM202 193V194H200V193ZM257 192V193H256ZM261 192H263V193H261ZM67 193H68V190H67ZM70 193V192H69ZM68 193V194H69ZM106 193V194H105ZM208 193V194H207ZM65 195H67L66 194V192L64 193ZM87 194V195H86ZM89 194V195H88ZM110 194V195H109ZM121 194V195H120ZM193 194V195H192ZM195 194L196 195H199V197L197 196H195ZM252 194V195H251ZM253 194H254V196H253ZM5 195H7V197H5ZM10 195V196H9ZM29 195H31V196H29ZM105 195V196H104ZM116 195V196H115ZM190 195V196H189ZM250 195V196H249ZM29 196V197H28ZM46 196V197H45ZM71 196H72V199H71V201L69 200V198H71ZM88 196V197H87ZM108 196H110V197H108ZM195 196V197H194ZM18 200V198L17 197H20L21 199H19L18 201L17 200H15L16 201V203H15V201H14V203H13V199H15V198ZM37 197V196H36ZM73 197H74V199H76V200H74L73 199ZM77 197V198H76ZM80 197V198H79ZM87 197V198H86ZM102 197H104V199H102ZM109 198V199H107V198ZM260 197H261V199H260ZM263 197V198H262ZM11 198V199H10ZM25 198H26V200H25ZM48 200H47V199ZM111 198V199H110ZM191 198V199H190ZM197 198V199H196ZM40 199V200H39ZM60 199L62 200H65L64 202H62V201H60ZM77 199H78V201H77ZM105 199H107L106 201H105ZM189 199H190V201H189ZM2 200V199H1ZM10 200H11V202H12V204H11V202H10ZM29 200V201H30ZM69 200V201H68ZM72 200H74V201H72ZM193 200H195L194 201V203L192 202ZM260 200H262V201H260ZM8 201H9V204H8ZM75 201H77L76 203L78 204L77 205V207L76 206H73V205H76L75 204ZM104 201V202H103ZM186 201V202H185ZM187 201H188V203H187ZM248 201V202H247ZM22 202V201H21ZM55 202V203H54ZM60 202V203H59ZM66 202H68V204L66 203ZM79 202V203H78ZM99 202H100V204H99ZM106 202H108L107 203V205H106ZM109 202H110V204H109ZM192 202V203H191ZM254 202V203H253ZM263 202V203H262ZM62 203H66V205L64 204H62ZM111 203H113V204H111ZM185 203H187V206H186V204ZM243 204V206H242V204ZM247 203V204H246ZM7 204V205H6ZM16 204V205H15ZM37 204V206H35ZM48 204V203H47ZM47 204H44L45 206L47 205ZM97 204H99V206L97 205ZM101 204H103V205H101ZM190 204H191V206H190ZM245 204V205H244ZM251 204V205H250ZM260 204H262V206L260 205ZM5 205V206H4ZM15 205V206H14ZM24 205H28V207L27 206H25V207H23ZM43 205V206H44ZM109 205H110V207H109ZM116 206V207H114V206ZM183 205V206H182ZM185 205V206H184ZM256 205V206H255ZM260 205V206H259ZM3 206V207H2ZM8 206V207H9ZM35 206V207H34ZM40 206V207H41ZM79 206V207H78ZM100 206H102V207H100ZM105 206V207H104ZM119 206V205H118ZM181 206H182V208H181ZM190 206V207H189ZM250 207L249 209H248V207ZM22 207V208H21ZM112 207V208H111ZM242 207V208H241ZM258 207V208H257ZM6 209V210H4V209ZM75 208V209H74ZM240 208H241V211H240ZM253 208V209H252ZM29 209H31V210H29ZM32 209H34V210H32ZM102 209V210H101ZM111 209V210H110ZM123 209H127L126 210V212H125V210H123ZM256 209V210H255ZM258 209H259V211H258ZM24 210H25V212H24ZM58 210L56 211V213L58 212ZM63 210V211H62ZM72 210V211H71ZM104 210V211H103ZM123 210V211H122ZM130 209H129V207H127V206H125L124 208L123 207H121V211L123 212V213H127L126 215H130V214H128V212L130 213V211H129ZM238 210V211H237ZM244 210V211H243ZM247 210H249V211H247ZM251 210V211H250ZM17 211H19V209H16V214H17ZM22 211H23V213H22ZM29 211H30V213H29ZM32 211V212H31ZM70 211V212H69ZM95 211H97V213L95 212ZM98 211H99V213H98ZM100 211H102V212H100ZM175 211V212H176ZM182 211V210H181ZM256 211V212H255ZM3 212L2 213H0V215L1 214H3ZM28 212V213H27ZM94 212V213H93ZM175 212H173V213H175ZM240 212H242L241 214H240ZM243 212H244V214H243ZM255 212V213H254ZM54 212H52V214H53ZM70 213H71V215H72V217L73 218H71V216H70ZM131 213H132V211H131ZM172 213V214H173ZM198 213V212H197ZM260 213H262L261 215H260ZM17 214V215H18ZM29 214V217H27V215ZM51 214V213H50ZM51 214V215H52ZM59 214V213H58ZM62 214H61V216H62ZM92 216H91V215ZM94 214V215H93ZM250 214H252L251 216H250ZM259 214V215H258ZM63 215V216H64ZM90 215V216H89ZM236 216V217H235ZM50 217H53V215L52 216H50ZM49 217V218H50ZM242 217V218H241ZM24 218V219H23ZM28 218V221H25V219H27ZM32 218V219H31ZM59 220L58 221V223H57V219ZM60 218V217H59ZM237 218H239L240 220H238ZM254 218V219H253ZM31 219V220H30ZM71 219H72V221H71ZM87 219V220H86ZM88 219H89V221H88ZM94 219V220H95ZM244 220V221H241V220ZM257 219V220H256ZM261 219V220H260ZM33 220V221H32ZM51 220H52V218H51ZM81 220H84V221H82V223H84V225H82V223H81ZM86 220V221H85ZM93 220V221H94ZM232 220V221H231ZM237 222H236V221ZM37 221V220H36ZM78 221V222H77ZM88 221V222H87ZM185 221H186V223H185ZM249 221V222H248ZM258 221V222H257ZM72 222V223H71ZM184 222V223H183ZM238 222H239V224H238ZM240 222H241V224H240ZM243 222V223H242ZM244 222H245V225H244ZM15 223V222H14ZM26 223H29L27 226H25L24 224H26ZM238 225H237V224ZM73 224V225H72ZM180 224V225H181ZM71 225H72V230L70 229V227H71ZM78 225V227H75V226H77ZM183 225V226H184ZM241 225V226H240ZM253 225H255V226H253ZM17 226H20V227H17ZM73 226H74V229H73ZM23 227L24 228H26L27 227V231L25 230V229H23ZM237 227V228H236ZM241 227V228H242ZM18 228V229H17ZM20 228V229H19ZM21 228H22V230H21ZM261 228H262V230L263 231H261ZM194 229V230H193ZM235 229V230H234ZM68 231V233L66 232V231ZM196 230V231H195ZM232 230V231H231ZM23 231H25V232H27V233H25V232H23ZM66 233H65V232ZM72 233H71V232ZM54 232H56V230L54 231ZM199 232V233H198ZM229 232V233H228ZM62 233V235H60V236H58L59 234H61ZM70 233V234H69ZM161 233V234H160ZM9 234V235H10ZM25 234V235H24ZM56 234V233H55ZM159 234H160V236H159ZM164 234V235H163ZM168 234V235H167ZM189 234V235H188ZM198 234H200L199 236H198ZM227 234V235H226ZM21 235H23V237L21 236ZM43 235H45V236H43ZM49 235V233H48V236H50ZM71 235V236H70ZM165 235H166V237H165ZM214 235H216L217 237L215 238V240H214ZM219 235V236H218ZM222 235V236H221ZM230 235H231V237L232 238H230ZM42 236L43 237H45V238H40V240H42V242H41V244H42V246L43 245H45L46 246V244L48 245V246H46V248H45V246H43L44 247V249H43V247L41 246L40 248H42V249H40V250H42L44 253H47V251H48V255L46 256V254L44 255V258H45V256H46V259L47 260H45L46 262H48V264H50V260H52L51 261V264H53V263H55V262H61V260H59V258L61 259V256L63 255V252H64V250L65 251H67V249L64 247V245H63V240H62V242L59 240L58 241V238H56V240H52V241H49L50 239H48V241L51 243V244H53L52 242H56L57 241V245H56V248L53 246V249L55 250V249H57L58 251H56V252H58V255L54 252V250L53 249H50V247L52 248V245H49L48 243V241L47 240H45L46 239V237H47V234L46 233H44V234H42ZM52 236H50V237H52ZM162 236V237H161ZM226 236V237H225ZM13 237H11V235H10V238L11 239H9V236H8V238L7 239H9V241H12V240H15V241H17V242H15L14 241V243L15 244H11L10 242H8L9 243V245H3L4 247L6 246V248H4V249H1L0 251H2V252H0V261H1V257L4 255L3 254V252L5 253V255L3 256L4 258L2 259L3 261H1L0 262V264H2L3 262L5 263V264H8V263H13L14 262V258H17V257H19V252H20V250H23L24 249V246H23V248H21L20 247V241L19 240H17V239H14ZM54 237H52V239H55ZM64 237V238H63ZM169 237V238H168ZM198 237V238H197ZM200 237V238H199ZM25 238H27V236H25ZM68 238V239H67ZM74 238V237H73ZM165 238V240H164V242H163V239ZM171 238V239H170ZM200 239L201 240V238L204 240H201V243H202V245H198L199 243H200V241L198 242L197 240L195 241V239ZM230 238V239H229ZM262 238V239H261ZM162 241H161V240ZM167 239V240H166ZM169 239V240H168ZM185 239V241H183V240ZM218 239H219V241H218ZM221 239V240H220ZM223 239V240H222ZM229 239V240H228ZM179 240V241H178ZM213 240V241H212ZM8 241V240H7ZM26 241V242H25ZM171 241V242H170ZM174 241V242H173ZM178 241V242H177ZM183 241V242H182ZM188 241V242H187ZM198 242L197 244H195V242ZM222 241V242H221ZM232 241V242H231ZM44 242V243H43ZM58 242H61V244L60 243H58ZM68 242H69V244H68ZM159 242V243H158ZM169 242V243H168ZM182 244H181V243ZM191 242H192V244H191ZM194 242V243H193ZM211 242V243H210ZM215 242H217L216 244H215ZM258 242V243H257ZM64 243V244H65ZM174 243H175V245H174ZM183 243H185V244H183ZM200 243V244H201ZM207 243V244H206ZM221 243H223L222 244V247H223V249L221 248ZM231 243H233V245L231 244ZM255 243L256 244H258V245H255ZM5 244V243H4ZM7 244V243H6ZM54 244H56V243H54ZM59 244V245H58ZM144 244H142L141 246H143ZM155 244V245H154ZM163 244V245H162ZM165 244H167V245H165ZM171 244V245H170ZM173 244V245H172ZM227 244V245H226ZM61 245V247H62V245H63V247L61 248L60 247V249H59V246ZM195 245H197V248L196 247H193V246H195ZM206 245V246H205ZM211 245V246H210ZM217 245H220V250L219 251H217L216 249L217 248H219V246H217ZM2 246V247H3ZM155 246H158V247H155ZM167 246V247H166ZM202 246V247H201ZM231 246V247H230ZM257 246V247H256ZM1 247V246H0ZM1 247V248H2ZM21 249H20V248ZM58 247V248H57ZM70 247L68 248V249H70ZM187 247V248H186ZM194 248V249H192V248ZM206 247V248H205ZM210 247V248H209ZM254 249H253V248ZM48 248V249H47ZM167 248V249H166ZM168 248H170V249H168ZM171 248H172V250H171ZM177 248V249H176ZM179 248V249H178ZM209 248V249H208ZM225 248V249H224ZM18 249H19V252H18ZM61 249H63V250H61ZM182 249V250H181ZM184 249V250H183ZM188 249H189V251H188ZM206 249H208L207 251H206ZM253 249V250H252ZM6 252H5V251ZM45 250H46V252H45ZM49 250H52L51 252H52V254L53 255H55L56 254V256H55V258H54V256L53 255H51V252L49 251ZM177 250V251H176ZM180 250V251H179ZM194 250V251H193ZM232 250V251H231ZM251 250V251H250ZM42 251H39L40 252V254H44V253H42ZM62 251V252H61ZM139 251V252H138ZM138 251H137V253H134V255L135 254H141L142 252L140 251V248L138 249ZM182 251V252H181ZM186 251V252H185ZM210 251H211V253H210ZM238 251V250H237ZM249 251V252H248ZM54 252V253H53ZM141 252V253H140ZM175 252H177V254L175 253ZM187 252H189V253H187ZM200 252V253H199ZM202 252V253H201ZM208 255V256H206V254ZM208 252V253H207ZM215 252H218V253H221V254H218V253H215ZM234 252V254L233 255H230V254H232V253ZM239 252V251H238ZM237 252V253H238ZM50 253V254H49ZM62 253V254H61ZM186 253V254H185ZM240 253V252H239ZM17 254V255H16ZM66 253L64 252V255H65ZM160 254H159V252H157V254H156V256H157V258H160L159 256H160ZM194 254V255H193ZM198 256H197V255ZM217 254V255H216ZM49 255H50V257H49ZM61 255V256H60ZM138 255V256H139ZM163 255V256H162ZM201 255V256H200ZM205 255V256H204ZM212 255V256H211ZM216 255V256H215ZM237 255V254H236ZM17 256V257H16ZM53 256V257H52ZM214 256V257H213ZM53 258L54 260L55 259H58L57 261L55 260H53V259H49V258ZM64 257V256H63ZM132 257V256H131ZM175 257V258H174ZM197 257V258H196ZM207 257V258H206ZM212 257V258H211ZM41 258H43L42 257V255H41ZM44 258H43V260L41 259V261H43L44 263H45V261H44ZM157 258H155V256H154V258H152V260L154 261L155 259H157ZM161 258L157 261V260H155L154 262L153 261H151V263L150 264H152V262H153V264L154 263H156V261L158 262V263H156V264H162V261H161ZM203 258V259H202ZM218 258V259H217ZM229 258V257H228ZM129 259V258H128ZM128 259H126V260H124L125 261V263H126V261L128 260ZM200 259H202V260H200ZM216 259H217V261H216ZM17 260V259H16ZM168 260H170V261H168ZM207 260V261H206ZM10 261V262H9ZM13 261V262H12ZM203 261V262H202ZM167 262V263H166ZM222 262V261H221ZM259 262V263H258ZM3 263V264H4ZM45 264H47V263H45ZM57 264V263H56ZM59 264V263H58Z\"/></svg>",
	"mask_w": 264,
	"mask_h": 264
}]
</instances>
